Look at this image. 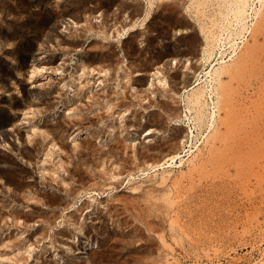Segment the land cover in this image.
<instances>
[{"label": "rangeland", "instance_id": "374dc122", "mask_svg": "<svg viewBox=\"0 0 264 264\" xmlns=\"http://www.w3.org/2000/svg\"><path fill=\"white\" fill-rule=\"evenodd\" d=\"M103 1L109 2V0H107V1L106 0H58V1L57 0H37V1L36 0H0V7L3 9V10L0 9V14H1V17H0V68H1L0 69V86L2 87V88L0 87V104L2 105V106L0 105V107H1L0 108V118H1L0 119V129L2 131V134L0 131V136H2V138L0 137V152H1L0 158H1V156H3L0 160V173H1L0 174V264H91L93 262V261L91 262V260L96 261L92 264H172V263L173 264H175V263L176 264L177 263L178 264H180V263L181 264H264V236H263V234H264V213H261V212H264V208H263L264 207L263 206L264 197H262L264 195H262V192H261L262 189H264V180H263L264 178L261 179L262 176H264V174L261 175V171L264 170L263 169L264 163L262 164V161L264 162V158L262 159V155H264V153H263L264 152L263 151L264 145L257 144V145H259V148L257 150H255L253 152L254 154L252 155V156L255 155L253 157L255 159V161L253 159L252 162H254V163L255 162L256 163L261 162V164H262L261 165L259 163V165L262 166V168L259 166V170L260 169H262V170H260L259 173L255 172V174H260V176H259L260 178L257 179L258 176L256 177L257 180L255 179L254 174H252V176L248 175V174H246V171H245V174H242V176L240 175L239 172L234 174L233 172L236 171L238 168L236 169L233 166L231 167L229 165H228V167L226 166L224 169H220L219 171L215 170V165L213 166V164H215L214 161H213V163L211 161H208V162H211L212 166L210 165V163L207 165L208 162H205L206 164L201 166L203 169L200 167L194 171L193 170L189 171V168H188L189 162L185 161L184 165H181V163H180L182 158H184V157L188 158L189 154H192V153L195 154V153L199 152V149L196 150L197 148L201 149L200 153H202V151L203 152L206 151V147L208 146L209 142L208 141H206L205 143H203V142L205 140L209 139L208 138L209 133H211V135H212V133H214V130H213L214 127H209L208 121L202 122V125H198L197 128L194 127L196 138L194 136H190L188 138V141L186 142V145H184V147L182 145H179V144H182L181 138L184 137L183 132H186L185 134H187L191 125H194V123H191V122H197V120H195V116H194V114L198 115L197 110L196 109L194 110L193 108H192V110H189V108L187 106L188 105L187 94L189 91H186L187 92L186 93L185 90L188 87L191 88V86L194 85V83L199 81V79H197V78H199V75H195L194 70H193L194 67L193 66L191 67L192 64L189 63L190 61H192V60L194 61L195 59H193V58L188 59V58L190 55H191V57L192 56L194 57L195 55L197 56L199 54L198 52L201 50L200 42L197 44L198 47L196 46L192 49L188 48L190 51L189 53H188V49L186 51L187 47L181 45V47H183L181 53L182 52L183 53L182 54L180 53L177 56L178 57V58H176L177 63H178L177 65L175 63L173 65L172 63H170L171 61L169 62L170 57L168 55L173 50V47H174L173 51H175V49L179 50L178 48H180V47L178 45L181 44L180 43L181 41L179 42L177 40H181L180 38H182L184 35H186L189 32L190 33L196 32L198 34V36L200 37V40L203 39L201 32H200L201 28H199L200 27L199 22L204 21L203 23H205V25L207 23L206 27H209L212 23L210 24L211 21H210V18H208V16L214 10L215 11L213 13H215L216 11H219V8L221 6L217 5L218 2L215 3V2L211 1V3H214L217 5V7L215 8V5L213 6V4H212V6H213L212 7L211 3L208 2L206 4L207 6L205 5V7H204L205 8V10H204L205 12H204V11L197 10V8L195 6L190 7L189 5L191 4V0L190 1L186 0V2H184V5L177 6V10L178 11L180 10V11H179V13L177 12L178 14L177 13H175V14L178 15L179 16L178 17L174 13L172 15H170V14L164 15L166 13V11L164 13H161V12H163V11H161L162 8L155 9L156 7H158V3H159V2H157V0H156L157 3L155 2V0H152V1H154L152 5L150 2H148L151 0H141L140 2L142 3V10L144 8V10H146V11L145 12H144V10L142 11L141 17L136 21L137 22V23H135L136 26H134V28H133L132 25L134 24V22H131V21L127 22V20H131V18L129 16H127L128 13L130 14L131 9H129L128 12L123 11L124 14L121 12L120 13L121 15H119V10H117V7H116L117 5H113L112 8L114 6L116 7V8L114 7L115 11L110 12V16L107 15L106 18L100 16L101 11H99V10H96L94 12L89 11V9L91 10V8L95 6L96 2H103ZM111 3H107V4L111 5ZM193 7H194V10H193ZM38 8H39V11H41V12L38 11ZM186 8H187V10H185ZM44 9H45V11H44ZM150 9H152V11ZM158 9H160V10H158ZM210 9H212V11H210ZM207 10H209V11H207ZM2 11H3V13H2ZM43 11L45 12V14ZM149 11H151V17H150V19H147L148 22L145 21V23H144L143 19L146 17V15ZM206 11H207V13H206ZM58 12H59V14H58ZM186 12L190 16L188 14H185ZM209 12H210V14L208 16H206V14H208ZM38 13L40 14V16H38L39 15ZM90 13H92V14L90 15ZM157 13H158V15H157ZM159 13L162 15V17L164 15L163 18H165V19L161 18V15ZM182 13H184L183 17L180 16ZM204 13H206V14H204ZM33 14H35V15L37 14L36 17ZM57 14L61 17L57 16ZM96 14H97L98 18L94 17V16H96ZM112 14H115L116 17ZM197 14H198V16H196ZM41 15H42V17H41ZM64 15H66V16H64ZM123 15H125V16H123ZM159 15H160L161 19H159ZM191 15L192 16L194 15V16L192 17ZM204 15H205V17H204ZM117 16H119V17H117ZM121 16H123V17L121 18ZM126 16L129 17L127 20H126ZM170 16H171V18H170ZM186 16H188L189 18ZM43 17H45V18H43ZM101 17H102V19H101ZM155 17H156V19H154ZM185 17L188 20H192L194 18L192 23H194V26L196 24L197 28L193 29L192 31L184 33V31L181 28L182 25H180L182 22H179V21L185 20ZM197 17H199V18H197ZM76 18H78V19H76ZM120 18L122 19L121 21H120ZM151 18L154 19V20L153 19L152 20L155 21L156 25L158 26V30L157 29L154 30L155 32L150 31L149 27H147V25L150 23ZM172 18H173V20H172ZM181 18H184V19L181 20ZM190 18H192V19H190ZM72 19L75 22L72 21ZM79 19H80V21H78ZM43 20H45V21H43ZM102 20L104 22L103 25H102ZM106 20H108V21H106ZM123 20H125L126 23H124ZM169 20L170 21L172 20V21L169 23L168 22ZM62 21L63 22L65 21V23H63ZM76 21H78L77 24H76ZM68 22H69V24H68ZM72 22H73V24H72ZM161 22H162V24H161ZM105 23H108V24L106 25ZM114 23H117V26ZM175 23H178L181 27ZM89 24H90V26L94 24V26L89 28L90 27ZM118 24L121 27V29L118 26ZM122 24L124 25L123 26L124 28L122 27ZM159 24H161V25H159ZM166 24L167 25L172 24V25L168 26L166 28V26H167ZM174 24L176 25V27ZM129 25L132 27H129ZM164 25H166V26H164ZM55 26L59 30H57L55 28ZM81 26H82V28H81ZM110 26H111V28H110ZM42 27L45 29L44 31H42ZM50 27L53 28L54 31ZM93 27H95V30H92ZM115 28L119 29V30H116ZM137 28L141 29V30H139L141 33L139 31H137L138 30ZM142 28L144 30V33H143ZM162 28H164V29H162ZM180 28H181V30H178ZM97 29H99V30L102 29V30L100 32L99 30L96 31ZM134 29H136V30H134ZM165 29H166V31H169V32H166ZM174 29L175 30L177 29V32H175ZM55 30H57L56 31L57 34L55 33ZM194 30H196V31H194ZM132 31H133V33H131V34H133V35L130 34V32H132ZM160 31H163V32L160 33ZM197 31H199L200 33H198ZM52 32H54L56 36ZM102 32H104V33H102ZM145 32H146V34H145ZM148 32L151 33V35ZM174 32L177 34L176 36H175ZM181 32H182V34H181ZM40 33H41V36L44 33H46V34L43 35L44 37L43 36L41 37ZM51 33L53 35H51ZM76 33H78L79 35ZM47 34H49V36L51 38H48L49 36ZM93 34H96V35H93ZM97 34H99V35H97ZM147 34H149V35H147ZM161 34L162 35L165 34V35H163V37H162ZM168 34L170 37L168 36ZM156 35L160 36L161 38L157 37ZM75 36H77L76 38H78V37L79 38L76 39ZM104 36H106L107 38ZM138 36L141 38L143 37L142 40ZM153 37L155 40L153 39ZM138 38H139V40H138ZM144 38L147 41L143 40ZM150 38H152V39H150ZM163 38H165V40ZM168 38H169V40L171 39L170 43H169ZM173 38H174V40H172ZM176 38H177V40H176ZM125 39H127L128 41L126 40V42H125ZM132 39H134V40L136 39L135 42ZM249 39H251V41H252V35L249 36ZM67 40H69V41H67ZM72 40H74V41H72ZM95 40L97 41V43H95L97 47H94V45H95L94 42H96ZM122 40L125 43L121 42ZM239 40L241 41V39H239ZM163 41H164V43H163ZM174 41L175 42L177 41V42L175 43ZM202 41L203 40H201V42ZM72 42H74V43H72ZM90 42H92V43H90ZM98 42L99 43L102 42V43H100L102 46H100V44H98ZM105 42H106L105 45H107L108 49L113 50V48H114V50L116 52L108 50L107 47L104 48L103 46H105L104 45ZM130 42H132V43H130ZM136 42H138V43H136ZM145 42H149V44L145 43ZM153 43H155L157 45H155ZM172 43H174V44H172ZM262 43H263V40H262ZM74 44H75L77 49L74 48V46H72ZM130 44L133 46V50H131L132 54L128 51L129 46H131ZM82 45H84V46H82ZM174 45H177L178 47L177 46L175 47ZM79 46H80V49H78ZM147 46H151V47H147ZM98 47H100L101 49L97 50ZM166 47L167 48L169 47V48L167 49ZM227 47H229V49ZM230 47L231 46L228 43V45L224 48L226 54H225L224 50H222V52H224V53L217 52V54L213 56L211 62H208L205 64L203 63L201 69L202 70H203V68L205 70L209 69L211 66L210 64L214 61L219 62L223 58L229 59L231 57L230 54L233 53L232 52L233 49ZM71 48H73V49H71ZM94 48H96V49H94ZM123 48H124V51H123ZM145 48H150V49L146 50ZM135 49H137L136 50L137 54L134 53ZM170 49H172V50H170ZM193 49H195V51ZM226 49H228V51ZM87 50H89V51H87ZM99 50L101 52H99ZM126 50H127V52L125 53ZM196 50H198L197 53H195ZM80 51H81V53H80ZM102 51H103V53H102ZM104 51H106V52H104ZM162 51L164 52L163 53L164 55L162 54ZM85 52H86V55L84 57ZM112 52H114V53H112ZM261 52L262 51H259V53H261ZM187 53L190 55H187ZM7 54H9V55L11 54V55L7 56ZM74 54H76V55H74ZM77 54H78V56H77ZM80 54H81V56L82 55L83 56L81 57ZM111 54L114 57L116 56L117 58L114 59ZM183 54H186L185 56H187V57L182 56ZM256 54L257 53H255V56H253L254 54H252V58L253 57L255 58ZM12 55H13V57H12ZM97 55L99 56V58ZM160 55H161V58H160ZM228 55H230V56L227 57ZM258 55H260V54H257V56ZM103 56H104V58H103ZM111 56H112V59L110 58ZM133 56L136 58H134ZM179 56H181L183 58L180 57L181 58L180 59ZM10 57H12V58H10ZM16 57H18V58H16ZM132 58H134L135 60ZM168 58H169V60H168ZM14 59H16V60L18 59V61L14 60ZM165 59H166V61H165ZM167 60H168V62H167ZM156 61L158 62V64H155V63H157ZM162 61H163V63L165 62V64H161ZM2 62H3V64H2ZM98 62H100V63H98ZM86 63H87V65H86ZM94 63H96V64L98 63L99 65L98 64L95 65ZM168 63L173 65V66L169 65ZM8 64H10V65H8ZM93 64L95 65L96 68L94 67ZM1 65H3V66H1ZM106 65H107V67H106ZM135 65H137L139 68L137 67V69H136ZM249 65H251V63ZM102 66H104V67H102ZM92 67H94L95 69ZM100 67H102V68H100ZM2 68H4V69H2ZM5 68H6V70H5ZM157 68H159V69H157ZM249 68H250V71H249L250 73L246 72L249 70L248 68H247L248 70L246 68L244 70L246 73H248V75H246V77L248 78V76H251V78H248V80H247V78H245V81L243 80L242 82H245V83L247 82L246 83L247 89L248 88H251V89H249L247 91L245 89V87H242L244 83L239 84L240 85L239 87L242 89H240L238 87L237 88L239 90H241V92L245 91V93H246V91H247V93L248 92L250 93V91H252V88L253 89L257 88L256 90L252 91V92L256 91L255 93L251 92L250 94L253 95L252 97H257V98L259 97V98L258 99L256 98L255 100H253L254 98H250L251 97L250 96V97H246L247 99L243 97V99L240 100L242 95L240 96L241 93L239 90H237L240 93L239 94L240 97L239 96L237 97L238 94L236 95V97L240 101H238L236 99L238 101V102L236 101V105L240 106L245 102L244 104H246V106H244V105H242V106L245 108V110L247 109V113L245 112L244 114L246 116L248 115L247 117H249V119H250V116H253V113L250 112L249 108H251V111L253 109V112H255V114H256V111L258 110L261 117L264 118V114H263L264 102H260L261 101L260 97L264 96V95H262L259 91L264 86L263 85L264 84V82H263L264 81V72H262V70H263L262 69L261 71H258L259 73H257V72H255L256 70L254 71L252 69V66L251 67L249 66ZM7 70H8V73H7ZM177 72H178V74H177ZM260 72L263 74H261ZM254 73H256V75L261 74V76H263L262 78L260 76H258V77L255 76L256 78L254 77L255 79H257L259 77L261 79H263V81L261 80V83H259L258 79H257V82H256V80L254 82V80H253L254 79L253 76L255 75ZM171 74H172V77H171ZM251 74H254V75L252 76ZM182 75L183 76L185 75V77H184L185 80H182V79H184L183 77H181ZM173 76H175V78ZM191 77H193V78H191ZM227 78L228 77L226 76L225 80ZM260 78H259V80H260ZM2 79H3V81H2ZM134 79H136L135 81H137V82H133ZM177 79H180V80H177ZM249 79H252V81L251 80L249 81ZM248 81L250 82V85H249ZM185 82H187L188 84ZM233 82H232V85H236V83H235L236 80L235 81L233 80ZM252 82H253V84H252ZM262 82H263V84H262ZM257 83H259L258 84L259 86H257ZM179 84H182V85H179ZM251 84L254 86L256 84L257 87L255 86L256 87L255 88ZM260 84L263 86H260ZM244 86H245V84H244ZM259 87H260V89H259ZM233 88H234V86H233ZM234 89H236V88H234ZM262 89L264 90V87ZM36 90H37V92H36ZM257 91H259V94H261L260 96L259 95L255 96L258 94ZM28 92H30L31 94ZM39 93H41V94H39ZM21 98H22V100H20ZM256 100H258V101H256ZM209 101L212 102L211 99ZM259 102H260V105H263V107L259 105ZM238 103L239 104L241 103V104L238 105ZM249 103H251V104H249ZM5 104H6V106H5ZM9 105H11V106H9ZM29 105H31V106H29ZM210 105L211 106H209L210 107L209 110H212L213 104H210ZM251 105H253L254 108H255V106H258V109L256 107V111H255ZM242 106L237 107V109L238 108L240 110L243 109ZM259 106L262 108L260 109ZM10 107H12V108H10ZM169 108H171L173 110L170 111ZM188 110H189V112H188ZM175 111L176 112L178 111V113H176ZM7 112H9V113H7ZM155 112L159 113L161 118L157 117L159 114L156 113L157 114L156 115ZM223 113H224V111L222 109L220 111H218L219 115L217 114L216 123H215V125H213V126H215V128L221 127L222 132H224V129L226 130L225 125L222 124V126H221L220 117L224 116ZM242 113L243 112H241V114ZM251 113H252V115H251ZM152 114L154 117L156 115V117L153 118ZM176 114H179V115H176ZM187 114H189V116H192L191 120L188 118ZM170 115L172 117H170ZM178 117H180V118H178ZM249 119H248V122L251 124L252 121L250 122ZM168 121H169V123H168ZM151 122H153V123H151ZM154 122H155V124H154ZM159 122H161V123L159 124ZM170 122H173V123H171L172 125L170 124ZM157 123L161 126L159 129H158L159 125ZM175 124H178L180 126H182V125L183 126L185 125V126L179 127L178 125H175ZM253 124L250 127L251 128L254 127L256 130L257 127L253 126ZM7 125H8V127H7ZM148 125H150V126H148ZM155 125H157V126H155ZM151 126L153 129L151 128V129L147 130L148 127L150 128ZM175 126H176V128H174ZM246 127L248 128V130L245 132L244 130ZM246 127H244L243 128L244 130H242V131L245 133H247L248 131L250 132L249 129H251V128L249 127L248 123H247ZM145 128H146V130H145ZM155 128L157 130H154ZM161 128H162V130L160 131ZM170 128L174 129V130H171ZM177 128L181 129L180 133L182 132V130H183V132L180 134L179 129L177 130ZM184 128H185V130H184ZM254 128H252V130ZM175 129H176V132H175ZM151 130H152V132H151ZM163 130H165V132ZM210 130L211 131L213 130V132H211ZM9 131L10 132L13 131V132L10 133ZM243 132H242V134H243ZM249 132H248V134H249ZM251 133H253V131H251ZM255 133L257 134V132H254L253 136L256 135ZM178 134H180V135H178ZM151 135H153L154 137ZM261 135L264 136V134H261ZM5 136L8 138V140H6L7 138H5ZM250 136L251 135H249V137ZM54 137H56V138L53 139ZM236 137H238V136H236ZM172 138H173V140H172ZM262 138L264 139V137H262ZM3 139H5L6 141H4ZM170 139H171V141H170ZM240 139L241 138H239V137L237 138V140L235 138L236 141H234V142L240 141ZM56 141H58V142H56ZM172 142L174 144L173 146L175 149L173 148L172 145L170 146V144ZM166 143H167V145H166ZM160 144L162 146H160ZM164 144L166 146H163ZM176 144L179 145V148H177ZM196 144H198V145L196 146ZM204 144H206V145L203 146ZM263 144H264V142H263ZM142 145H143V147H142ZM257 145L255 148L258 147ZM144 146L145 147L147 146L148 150L146 148H144ZM167 146H170V147H168L169 149L167 148ZM260 146H263V149H262L263 152L261 151L263 154L259 153L260 148H261ZM111 148L114 149L113 150L114 154L111 153L112 152ZM141 148L143 149V151L141 150ZM153 148H155V149H153ZM190 148L192 151L190 150ZM109 149L111 152H108V153L113 154L114 156L104 153V152H107ZM170 149H171V152L169 154ZM136 150H138V151H136ZM189 150H190V152H189ZM256 151H257V153H259V154L256 153L259 158L258 157L255 158L256 157V154H255ZM22 152H23V154H22ZM167 152L169 155L167 154ZM187 152H188V154H187ZM141 153H142V155H141ZM144 153H146L147 156L143 155ZM164 153H166V154H164ZM176 153H179L180 155L182 154L181 155L182 157L178 156V157L173 158V159L171 157H168L171 154H172L171 156H173ZM148 154L149 155L152 154V155H150V157H149ZM4 155H6V156H4ZM137 155H138V157H137ZM29 156H30V158H28ZM133 156H134V158H133ZM139 156H141V158ZM164 156L166 157L165 158L166 160L163 159ZM6 157L10 158V159L7 160ZM12 157H13V159L11 160ZM14 157H15V159H14ZM22 157H24V158H22ZM144 157L145 158L149 157L148 159L146 158L147 159L146 162H145ZM217 158L218 157L216 156V160H217ZM24 159H26V160H24ZM139 159H141V160H139ZM162 159H163V161H162ZM15 160H17L18 163L15 162ZM164 160H165V162H164ZM208 160H210V157ZM212 160H215V159L212 158ZM9 161H11V163ZM13 161H14V163H13ZM29 161H31V162H29ZM122 162H124V163H122ZM158 162H159V164H157ZM167 162H170L169 163L170 165L167 164ZM15 163H17V166ZM153 163H155L154 164L155 166L152 165ZM150 164L152 167L150 166ZM4 165L6 167L8 166L9 168L8 167L6 168ZM11 165L13 167L10 168ZM18 165H19V169H18ZM157 165H159V166H157ZM14 166H16V167H14ZM20 166H23V167H20ZM204 166L205 167L209 166V168L207 167V169L205 168L206 169L205 170ZM257 166L258 165L255 164L256 169H257ZM81 167H82V170H81ZM140 167L143 169L141 170ZM144 167H146V170L144 169ZM164 167H166V168L164 169ZM13 168H14L15 172L20 170V171L16 172L18 174H14L15 172L12 170ZM16 168H17V170H16ZM24 168H25V170H24ZM152 168H154V169H152ZM167 168H169L170 170H168ZM240 168H242V167H240ZM8 169H10V170H8ZM183 169L184 170L187 169V170H185V173H184ZM200 169H202V170H200ZM242 169H244V168H242ZM6 170H8V171H6ZM42 170L44 172L45 171L46 172L44 173ZM167 170L172 171L173 174L171 173L172 174L171 178L164 181L167 183H163L162 179H161V177H162L161 174ZM180 170H182L183 172H181ZM210 170L212 172L214 171L213 172L214 176ZM244 170H247V169L245 168ZM11 171H13L12 172L13 174H11ZM178 171H179V173L177 174ZM186 171H188V176H187ZM191 171H193L192 174H190ZM208 171L211 172L212 174L209 173ZM225 171H227V172H225ZM237 171H239V169ZM257 171H258V169H257ZM196 172L203 173L202 176L206 175V172H208L209 176L210 175L211 176L208 177V175H206L208 178L205 176H204L205 178L201 176L200 178H202V179H200V178L197 179L196 176L198 177L201 174L200 173L198 174ZM215 172L217 174L219 172L218 176ZM175 173L178 176H176ZM195 173H196V175H193ZM228 173L234 175V177L231 175L234 179H232L231 176H228L229 175ZM262 173H264V171H262ZM21 174H23V175H21ZM215 174H216V176H215ZM249 174H251V173H249ZM19 175H21V177H19ZM155 175H156V177H155ZM174 175L177 177V179L180 180V181L179 180L178 181L183 188L182 187L179 188V186H180L179 183L177 185L178 188H176L177 186H175L176 183L173 184L174 186L172 185V183H173L172 179L175 177ZM235 175L239 176V180L244 178V181H246V182H244L242 180V181H240L242 183H240V184L237 183L239 180L237 181L238 177H236ZM243 175H244V177H243ZM245 175H247L246 177H248V178L251 176V178H250L251 180L248 179L250 181H247V179H245L246 178ZM1 176H3V177H1ZM11 176H12V178H11ZM151 176L154 179H152ZM194 176H195V178H194ZM219 176L221 177V179ZM222 176H224V178ZM22 177H23V179H22ZM80 177L83 179V181H79L81 179ZM150 177H151V179H150ZM211 177H212V179L209 180V178H211ZM13 178L15 181L13 180ZM189 178H191V180H194V182L193 181L189 182L188 181V180H190ZM16 179H18V180H16ZM160 179H161L160 182L163 183L162 185H159L161 183H158ZM170 179L172 182L170 181ZM186 179H188L187 181L189 183V187H188V183L186 182ZM205 179H206V181H205ZM229 179H231L230 182H229ZM253 179L255 181H257L256 183H259L258 180L261 179L260 182H263V183L257 185L253 182ZM21 180L23 181V183H25V185L27 187L25 185L23 186V183ZM25 180L27 183L25 182ZM144 180L146 181V183L143 182ZM198 180H200V181H198ZM207 180H208V182H207ZM11 181H12V183H11ZM225 181H228V182H226V184H224ZM251 181H252V183H251ZM81 182L84 183V184H81L82 186L79 184ZM93 182L95 183V185ZM99 182L102 184H99ZM156 182H157V184H156ZM181 182L182 183L185 182V183L182 185ZM248 182H250V183H248ZM5 183H7L8 185ZM20 183H22V186L26 187V189H28V190H26L24 188L26 190L25 191L24 189L18 188L19 186H21ZM96 183H97V185H96ZM103 183H105L104 184L105 186H103ZM199 183L202 186L201 187L202 190L200 189V186H197V185H200ZM231 183H232V185H234V183H235V185L232 186ZM48 184H49V187L51 186L50 188L48 187ZM90 184L94 188H92V187L90 188ZM191 184L195 185V186L192 185V188L194 186L193 190H192V188H190ZM236 184H238V185H236ZM243 184H245L248 188L245 185L243 186ZM12 185H16V186H12ZM87 185H89V186H87ZM134 185L137 188L132 187ZM145 185L149 186V187L147 186L148 192L150 190H152V188H153V190H152L153 193H155L154 187L155 188L158 187L156 189V191L160 190L159 192H161L160 196H159L160 193L158 191H157L158 193L157 192L155 193V194H157V197L159 196L158 198L163 196L162 192H164V191H161L162 189L165 190V192H167L166 195L164 194L165 196H167L169 194L170 195L174 194V192H177V189H184L186 187L191 189L192 192H190L191 190L187 191L189 189H186V190L184 189L180 192L178 191L179 192L178 194L175 193L176 197H178V196L179 197L184 196V197L182 198V200L180 198L179 199L180 201L177 200V202L174 203V207H175L174 211L176 210L177 212L174 213V211H173V213H171V211L173 210V209H171V211H169V213H171V214H169L167 209H166V211H165V209H163L164 208L163 206L166 204L163 202V199H164V201L167 202V200H166L167 197L161 198L162 200L157 199L156 195L152 194L151 191L149 194H151L152 197H150L151 195H149L148 192L146 191V189H145L146 187H143ZM150 185H153L154 187H152V186L150 187ZM157 185H159V186H157ZM259 185H263V186H260L261 190L258 187ZM161 186H162V189H161ZM172 186L174 188H172ZM254 186H256V187H254ZM15 187L18 188V191H14V190H17ZM76 187H79V188L81 187V188L80 189L79 188L74 189ZM236 187H238V188H236ZM242 187H243V189H242ZM245 187H246L247 191L245 190ZM250 187H251V189H250ZM47 188H48V191H47ZM65 188L68 190H66ZM71 188L73 189L72 191H71ZM167 188L169 189V191ZM225 188H226V190H224ZM227 188H228V190H227ZM234 188H235V190H234ZM241 189H242V191H241ZM21 190H24V191H21ZM74 190H75V193H73ZM76 190H78V191H76ZM90 190H92V191H90ZM142 190L145 191V197H146V195H149L148 197L150 198L149 199L148 197H146V198H148L147 199L148 201L146 200L147 203L144 202L145 205L148 204V205H146V208H148L150 206L149 200H151L154 197L155 199L153 198L154 201L152 200L151 203L153 202L155 205L157 204L156 205L157 208H155V210L157 209L156 211L158 212L161 210L160 207H163L162 210H164V212L167 214H165L164 212L160 214L158 212V214H160V215H158V214L155 215L157 213L153 209L155 205L151 204V203L150 204L152 206H150L148 209H145L144 207H142V205L144 206V203L139 200L140 198H144V192H142ZM219 190H221V191H219ZM12 191H13V193H12ZM68 191H71V193ZM87 191L89 192V194ZM186 191H187V193H186ZM245 191L247 192L248 195L245 193ZM258 191L261 193H258ZM15 192H18V194ZM263 192H264V190H263ZM11 193L13 194V196ZM79 193H80V195H79ZM134 193H136V195ZM142 193H143V195H142ZM243 193H245L249 197H246V195ZM22 194H25V196ZM62 194L67 195V199H69L68 200L69 201L68 202L69 207L67 204V199L65 198L66 196L65 195L63 196ZM76 194H78V195H76ZM175 194L172 196L169 195V198H171L173 196H174L173 198H175ZM180 194H182V195L180 196ZM14 195L15 196L20 195L19 196L20 200L18 199V197L16 199V197ZM93 195H94V197H93ZM132 195L138 196L139 199H137L138 197H134L137 200H135L134 198L131 199L133 197ZM206 195L208 198L206 197ZM243 195H245V197L247 199ZM259 195H260L261 199L259 198ZM90 196H92V197H90ZM242 196L244 198H242ZM60 197H62L63 200ZM81 197H83V198H81ZM123 197L126 198V200H124V199L123 200L125 202H128L131 207L135 206L134 207L135 209L133 207H132L133 208L132 209L128 205V203L123 202V200L121 199ZM195 197H196V199H195ZM116 198H118V199L120 198V199L116 200ZM129 198L131 199V201H133L132 203H131V201L130 202L127 201V199H129ZM248 198H250L251 200H248ZM92 199H94V200H92ZM95 199H96V201H95ZM226 199H228L227 202H226ZM239 199H240V201H239ZM53 200H55V201H53ZM114 200H116V201H114ZM141 200L145 201V198H144V200L143 199H141ZM155 200L157 201V203L155 202ZM174 200L176 201V199H174ZM50 201L52 204L50 203ZM65 201H66V204L64 203ZM94 201H95V203H94ZM137 201H139V202H137ZM197 201H198V203H197ZM248 201L249 202L251 201V202L249 203ZM261 201H262V203H261ZM42 202L47 206H45ZM158 202H160L159 206H158ZM259 202H260V204H259ZM62 203H64V206H67V207H65L66 210H65ZM108 203H109V205H108ZM112 203H113V205H112ZM161 203L164 205H161ZM243 203H244V205H243ZM247 203L249 205H247ZM110 204L113 207H111ZM116 204H118V205L116 206ZM124 204H125V206H123ZM126 204L128 205V207H126L127 206ZM176 204H178V205H176ZM230 204H232V205H230ZM136 205H138V206H140V208L142 207L144 209L141 208V210H140V208H138V210H137L138 206H136ZM223 205H224V207H223ZM165 207H166V205H165ZM191 207H192V209H191ZM241 207H243V208L245 207L244 210H247L248 213H246V211H243V208H241ZM82 208H83V210L80 211ZM117 208H119V209L117 210ZM151 208L156 213H151V212H153V211H149V210H152ZM181 208H182V210H181ZM209 208H211L210 209L211 211L209 210ZM255 208H256V210H255ZM38 209H40L39 210L40 212L37 211ZM48 209H49V211H48ZM51 209H52V212L54 211L53 213H55V214H56V212L58 213V214H56L57 217L55 216V214H52L50 212ZM110 209H111V211H110ZM129 209H130V211H129ZM11 210L12 211L16 210L15 211L16 213L14 211H13L14 213H11L12 212ZM18 210H19V212H18ZM20 210H21V212H20ZM31 210H32V213H30ZM112 210L113 211L116 210V211H114L116 213H113ZM133 210H135V211H133ZM162 210H161V212H162ZM186 210H188V212ZM109 211L112 213V215ZM136 211H137V213L139 211V213H138L139 215L136 213ZM142 211H143V215L147 218H145V217H142V219L140 218L142 216ZM222 211H224V212H222ZM256 211H258V212H256ZM22 212L25 215L22 214ZM35 212H38V213H35ZM48 212L51 213L50 214L51 217L48 215L49 214ZM72 212H74V214ZM182 212H183V214H182ZM184 212H185V215H184ZM20 213L23 217L20 215ZM75 213H76V215H75ZM148 213H149V215H148ZM210 213H212V214H210ZM218 213L220 216L218 215ZM244 213L247 214L248 216L245 215ZM13 214H15V215H13ZM38 214L39 215L41 214V215L37 216ZM150 214L151 215L154 214L152 216L153 217L155 216V217L153 218ZM173 214L174 215L176 214L178 218L176 217V215L174 216ZM225 214L228 215V218H227V215H225ZM254 214H256V215H254ZM17 215H18V218H17ZM32 215L34 216L33 218H31ZM44 215L45 216L48 215V217H50V218L45 217ZM162 215H163V217H162ZM186 215H187V218H186ZM8 216H10V217H8ZM20 216H21V218H20ZM26 216H28L29 218H26ZM138 216H140V217H138ZM156 216H158V218ZM179 216H180V218H179ZM250 216H252L251 220L249 219ZM53 217H54V219H53ZM74 217H75V219H74ZM173 217H174V220H175V218H177L178 220L180 219V221H178V222H181V220H182L181 223H178L177 219L175 220L177 222V224L175 223L174 227L178 231L174 227H172L173 229L171 228V226H173V224H171L170 227L167 226V225H169L168 223L175 222L173 220ZM65 218H66V220H65ZM161 218H162V220H161ZM166 218H167V220L168 219L169 220L167 221ZM170 218L172 221L170 220ZM20 219H22V220H20ZM26 219H28V221ZM236 219L237 220L241 219V222H238ZM254 219L256 221L253 222L252 220H254ZM51 220H52V222L54 220L53 224H52V222L50 223ZM245 220L247 221V223ZM64 221H65V223H64ZM151 221H153L152 226L150 225ZM209 221H210V223H209ZM257 221H259V222H257ZM25 222H28V223H25ZM159 222L160 223L162 222L165 225L162 224V226H161V224H159ZM197 222H198V224H197ZM223 222H226V224ZM30 223H31V225H30ZM186 223H187V225H186ZM227 223H229V225ZM240 223H242V225ZM153 224H156L155 226L157 227V229L159 226L160 230L159 229L157 230ZM199 224H201V225H199ZM215 224H217V225H215ZM218 224H220L221 226H219ZM179 225H181V226L183 225V226L181 227ZM208 225H210V226H208ZM233 225H234L235 230L233 229ZM86 226H87V229H86ZM153 226L155 228H153ZM180 227H181L182 231L180 230ZM209 227H210V229H209ZM217 227H219V228H217ZM243 227L250 229V232H248L249 230H245ZM258 227H259V229H258ZM98 228L102 229V231L101 230L99 231ZM151 228H152V230H151ZM182 228H184L186 230H183ZM187 228H188L189 232L193 230L192 232H190L191 234L188 232ZM229 228H230V230H229ZM92 229H93V232H91ZM153 229L154 230L156 229L157 232L155 233V231ZM170 229H171V231L174 229L176 231L174 230V232L169 234L168 230H170ZM195 229H197V230H195ZM199 229H200V231H199ZM205 230L207 231L208 234L206 233ZM259 230H261L262 232ZM183 231L189 233L188 235H191V236L193 234H195V235L193 237L188 236L189 238L188 237L186 238L187 233H184ZM197 231H198V234H196ZM226 231L229 232V233H227V235L225 234ZM233 231H235V233ZM243 231L246 232L244 238H243V235H244ZM253 231H255V232H253ZM65 232H66V234H65ZM180 232L181 233L183 232V234H181ZM211 232H212V234H209ZM232 232H233V234H232ZM237 232L239 233V235ZM60 233H62L63 235ZM86 233L88 235L91 233L92 234L90 236H88ZM159 233H161V234L159 235ZM173 233H175V234L178 233L179 235L182 236V238H183V235L185 234V236H184L185 238H183V240H182V238L180 237V241L182 240V242H179V240H178L179 235H177L178 236V238H177V236ZM202 233H204V235ZM34 234H36L35 235L36 237L34 236ZM157 234H158V236L163 237L162 238L163 240L165 237V241H164L165 243L161 242V239H160V237L157 236ZM171 234L177 238L176 239L177 242L174 241L175 237L174 238L170 237ZM199 234L200 235L202 234L201 236H203V237H201ZM221 234L223 236L220 238L219 236H221ZM229 234L231 236H229ZM246 234H247V236H246ZM92 235H93V237H92ZM167 235H169V236H167ZM205 235H207V236H205ZM261 235H262V237H261ZM198 236H199V239H198ZM88 237H91V238H88ZM99 237H100V239H99ZM212 237L215 238V240L214 239L211 240ZM235 237H237V239ZM193 238H194V241L191 240ZM39 239H40V241H39ZM94 239H95V242H94ZM103 239L105 242L103 241ZM259 239L262 242L259 241ZM195 240H198V243L201 241L202 242L199 243L200 245L199 244L197 245L196 244L197 242H195ZM90 241H91V243H95V244H93V246L95 247L94 249H90V248L88 249L86 247L87 243ZM210 241H211V243H210ZM167 242L170 243V245H167ZM178 242L180 245L177 244ZM194 242H195V244H194ZM163 243L165 244L164 248L162 247ZM181 243L184 246H181ZM96 244H97V246H96ZM105 244H106V247H105ZM157 244H159V245H157ZM168 246L169 247L174 246L173 247L174 249L172 247H170L168 249L167 248ZM102 247L105 250H103ZM157 247L163 248V249H161V248L159 249V250H162V253L157 251ZM97 248L98 249L101 248L100 251ZM172 249L174 250V252ZM216 249H218V250H216ZM89 251L90 252L93 251V253L91 252L92 253L91 254ZM164 252H167V253H164ZM100 253H102V254H100ZM163 253L165 254V260L168 258V260H169L168 263L166 261L162 260V257L164 255ZM159 255H161V256H159ZM166 255L167 256L169 255V256L166 257ZM91 257L93 259H91ZM174 257H175V259H174ZM170 258H172V259H170ZM89 259H90V261H89ZM163 259H164V257H163Z\"/></svg>", "mask_w": 264, "mask_h": 264}, {"label": "bare ground", "instance_id": "6f19581e", "mask_svg": "<svg viewBox=\"0 0 264 264\" xmlns=\"http://www.w3.org/2000/svg\"><path fill=\"white\" fill-rule=\"evenodd\" d=\"M37 1V0H36ZM58 1V0H57ZM107 1V0H106ZM141 0H109V2H105V1H103V2H96L95 3V6L94 7H92L91 8V10L89 9V11L90 12H94V11H96V10H99V11H101V15L100 16H102V17H104V18H106V16L107 15H109L110 16V12H112V11H115V8L117 7V10H119V15H121L120 13L122 12L123 13V11H127L128 12V10L129 9H131V12H130V14L128 13V15L127 16H129L130 18H131V20H127L129 17H127L126 16V20H127V22H129V21H131V22H134V24L132 25L133 26V28H134V26H136L135 25V23H137L136 21L141 17V13H142V11L144 10V8H143V10H142V3L140 2ZM190 1V0H189ZM211 1L212 2H215V3H217L218 2V6H221L220 8H219V11H216L215 13H211L210 14V12L208 13V14H206L207 13V11H209V10H207L206 11V13H204V14H206V16H208L209 14V16H208V18H210V26L209 27H206V25H207V23H206V25H205V23H203L204 21H202V22H199V24H200V27L199 28H201V35H202V38L203 39H201V40H203L202 42H201V40H200V37L198 36V34L196 33V32H194V33H190L189 31H192L193 29H196L197 27H196V24H195V26H194V23H192V21H193V19L192 18H190V19H192V20H188V19H186V17H188V16H186L185 17V20H182V19H184V18H181V20L182 21H179V22H182L180 25H182V27L178 24V23H175V24H177V25H179L181 28H182V30L184 31V33H186V32H189V33H187L186 35H184L182 38H180L181 40H177V38H176V40L177 41H181L180 43V45H178L180 48H178L179 50H177V49H175V51H173L174 50V47H173V50L172 49H170V50H172L170 53H169V57H170V60H169V58H168V60H169V62L170 63H172L173 65H174V63L177 65L178 63H177V59L176 58H178L177 56L181 53V51H182V48L183 47H181V45L182 46H185V47H187L186 48V51H187V49L188 48H194V47H196L197 46V44L200 42V47H201V50L198 52L199 54L196 56H192L191 57V55L190 54H188L190 51H189V49H188V53H187V55H190L189 56V58L188 59H191V58H193V59H195L194 61L192 60V61H190L189 63L190 64H192L191 65V67L193 66L194 68H193V70H194V73H195V75H199V78H197V79H199V81L198 82H196V83H194V85H192L191 86V88H187L186 90H185V92L186 91H189L188 92V94H187V97H188V101H187V103H188V108H189V110H192V108L195 110H197V113H198V115H195L194 114V116H195V120H197V122H191V123H194V125H191V127H190V129H189V131L187 132V134H185L186 132H183V130H182V132L184 133V137L183 138H181V141H182V144H179V145H182L183 147H184V145H186V142L188 141V138L190 137V136H194L195 137V129H194V127H196L197 128V126L198 125H202V122H207L208 121V125H209V127H214L215 128V126H213V125H215V123H216V118H217V114H218V111H220L221 109L224 111V113H223V115L224 116H222V117H220V119H221V126H222V124L223 125H225L226 126V130L224 129V132H222L221 130H222V128L221 127H218L217 125V127L218 128H213V130H214V133H212V135H211V133H209L208 134V140H205L203 143H205L206 141H208L209 142V144H208V146L206 147V151L205 152H203L202 151V153H200V151H201V149L200 148H197L196 150H198L199 149V152H197V153H192V154H189V157L188 158H182L181 159V161H180V163H181V165H184V163H185V161H187V162H189V166H188V168H189V171L190 170H197L198 168H200L201 166H203V165H205L206 163L205 162H208V161H211L212 163H213V161H214V163L215 164H213V166L215 165V170H220V169H224L226 166L228 167V165L229 166H233L234 168H238L239 169V171H232L234 174H236L237 172H239L240 173V175L242 176V174H245V171H246V174H248V175H251L252 176V174H254L253 176L255 177V179H256V177H257V179L258 178H260L259 176H260V174H255V172L257 173H259V171L260 170H262V169H260L259 170V166L262 168V164L264 163L263 161H262V164H261V162H259L261 165H259V163H254V162H252V160L254 159L253 157L255 156H252L254 153V151L255 150H257L258 148H259V145H264L263 144V142H264V139L262 138V137H264V136H262L261 134H264L263 132H264V118L263 117H261V115L259 114V111L257 110L256 111V107H257V109H258V106H255V108L253 107V105H251L252 106V108H254V110L256 111V114H255V112H253V109H252V111H251V108H249L250 109V112H252L253 113V116H250V119H249V117H247L244 113L246 112L247 113V109L245 110V108L242 106V105H244V106H246V104H242V105H240L239 103H238V105H240V106H242L243 107V109H237V107H240V106H237L236 105V101L238 100V101H240L241 99H243V97L244 98H246V97H250V98H254L253 100H255L257 97H252L253 95H251L250 93L252 92V91H254V90H256L257 88V86H259L258 84L259 83H261V80L263 81V79H261L263 76H261V74H263V73H261L260 75L259 74H257L256 75V73H254V74H251L252 76H253V78L256 76V77H258V76H260L259 78H260V80H259V78H257L258 79V81H259V83H257V86H256V84H255V86L254 85H252L253 84V82H252V86H254L256 89H253L252 88V91H250V95L247 93V91L249 90V89H251V88H248L247 89V82L245 83V82H242L243 80L245 81V78H247L246 77V75H248V73H250L249 71H250V68H249V66L251 67L252 66V69L255 71V72H257V73H259L258 71H261L262 69L264 70V0H191V4L189 5L190 7H192V6H195L196 8H197V10H200V11H204L205 10V5L209 2V3H211ZM56 2V1H55ZM94 2V1H93ZM112 2V3H111ZM148 2H150L151 3V5L153 4V2L154 1H148ZM155 2H156V0H155ZM157 2H159L158 3V7H156L155 9H157V8H162L161 9V11H163V12H161V13H164L165 11H166V13L164 14V15H167V14H170V15H172L173 13L175 14V13H179V11L177 10V6H179V5H184V2H186V0H157ZM156 2V3H157ZM188 2V1H187ZM107 3H111V5L110 4H107ZM37 4V3H36ZM39 4V3H38ZM186 4V3H185ZM212 4H213V6L215 5V8L217 7V5L216 4H214V3H211V6H212ZM113 5H117L115 8L113 7L112 8V6ZM150 5V4H149ZM41 6V5H40ZM145 6V5H144ZM207 6V5H206ZM212 6V7H213ZM42 7V6H41ZM146 7V6H145ZM149 7V6H148ZM155 7V6H154ZM181 7V6H180ZM179 7V8H180ZM184 7V6H183ZM189 7V8H190ZM56 8V7H55ZM153 8V7H152ZM0 9H2L1 7H0ZM114 9V10H113ZM192 9V8H191ZM209 9V8H208ZM3 10V9H2ZM37 10V9H36ZM151 11H152V9H150ZM158 10H160V9H158ZM185 10H187V8L185 9ZM190 10V9H189ZM193 10H194V7H193ZM38 11H39V8H38ZM44 11H45V9H44ZM43 11V12H44ZM146 10H144V12H145ZM151 11H149L148 13H147V15H146V17L143 19V21H144V23H145V21H147V19H150V17H151ZM156 11V10H155ZM154 11V12H155ZM183 11V10H182ZM181 11V12H182ZM191 11V10H190ZM210 11H212V9H210ZM39 12H41V11H39ZM54 12V11H53ZM118 12V11H117ZM116 12V13H117ZM143 12V13H144ZM205 12V11H204ZM2 13H3V11H2ZM47 13V12H46ZM57 13V12H56ZM55 13V14H56ZM100 13V12H99ZM177 13V14H178ZM194 13V12H193ZM39 14V13H38ZM44 14H45V12H44ZM54 14V13H53ZM58 14H59V12H58ZM57 14V16H59ZM92 13H90V15H91ZM124 14V13H123ZM160 14V13H159ZM185 14H188L187 12L185 13ZM195 14V13H194ZM7 15V14H6ZM33 15H35V14H33ZM37 15V14H36ZM36 15H35V17H36ZM43 15V14H42ZM42 15H41V17H42ZM94 15V14H93ZM112 15H114L115 16V14H112ZM118 15V14H117ZM153 15V14H152ZM157 15H158V13H157ZM161 15V14H160ZM160 15H159V19H161V18H163L164 17V15H163V17H162V15H161V18H160ZM176 15V14H175ZM183 15H184V13H182L180 16H182L183 17ZM189 15V14H188ZM38 16H40V14L38 15ZM45 16V15H44ZM48 16V15H47ZM64 16H66V15H64ZM123 16H125V15H123ZM123 16H121V18L123 17ZM156 16V15H155ZM176 16H178V15H176ZM190 16V15H189ZM192 16V15H191ZM194 16V15H193ZM192 16V17H193ZM196 16H198V14L196 15ZM200 16V15H199ZM0 17H1V14H0ZM51 17V16H50ZM56 17V16H55ZM59 17H61V16H59ZM78 17V16H77ZM94 17H97V14H96V16H94ZM102 17H101V19H102ZM116 17V16H115ZM117 17H119V16H117ZM158 17V16H157ZM167 17V16H166ZM169 17V16H168ZM179 17V16H178ZM204 17H205V15H204ZM43 18H45V17H43ZM54 18V17H53ZM72 18V17H71ZM74 18V17H73ZM98 18V17H97ZM108 18V17H107ZM120 18V21L122 20ZM125 18V17H124ZM170 18H171V16H170ZM176 18V17H175ZM189 18V17H188ZM197 18H199V17H197ZM207 18V17H206ZM3 19V18H2ZM39 19V18H38ZM76 19H78V18H76ZM75 19V20H76ZM100 19V20H101ZM113 19V18H112ZM115 19V18H114ZM153 18H151V20H150V23L147 25V27H149V30L150 31H153V32H155L154 30H158V26L156 25V22L155 21H153L154 19H156V17L152 20ZM158 19V18H157ZM163 19H165V18H163ZM178 19V18H177ZM180 19V18H179ZM82 20V19H81ZM104 20V19H103ZM103 20H102V25L104 24V22H103ZM168 20V19H167ZM172 20H173V18H172ZM171 20V21H172ZM176 20V19H175ZM199 20V19H198ZM43 21H45V20H43ZM42 21V22H43ZM59 21V20H58ZM61 21V20H60ZM71 21V20H70ZM72 21H74L73 19H72ZM78 21H80V19L78 20ZM78 21H76V24H77V22ZM106 21H108V20H106ZM119 21V20H118ZM124 21V23H126L125 22V20H123ZM159 21V20H158ZM161 21V20H160ZM170 20L168 21L169 23L171 22ZM178 21V20H177ZM176 21V22H177ZM200 21V20H199ZM39 22V21H38ZM55 22V21H54ZM63 22V21H62ZM61 22V23H62ZM75 22V21H74ZM117 22V21H116ZM148 22V21H147ZM196 22V21H195ZM63 23H65V21L63 22ZM82 23V22H81ZM143 23V24H144ZM158 23V22H157ZM160 23V22H159ZM167 23V22H166ZM198 23V22H197ZM56 24V23H55ZM54 24V25H55ZM59 24V23H58ZM57 24V25H58ZM68 24H69V22H68ZM72 24H73V22H72ZM106 25L108 24V23H105ZM116 26H117V23H114ZM161 24H162V22H161ZM161 24H159V25H161ZM168 24V23H167ZM166 24V25H167ZM174 24V25H175ZM40 25V24H39ZM42 25V24H41ZM67 25V24H66ZM121 25V24H120ZM131 25V24H130ZM129 25V27H132V26H130ZM166 25H164V26H166ZM172 25V24H171ZM171 25H167L166 26V28L168 27V26H171ZM173 25V26H174ZM89 26H90V24H89ZM88 26V27H89ZM92 26H94V24L93 25H91L89 28H91ZM105 26V25H104ZM118 26H119V24H118ZM124 25L122 24V27H123ZM143 26V25H142ZM163 26V25H162ZM172 26V27H173ZM87 27V26H86ZM101 27V26H100ZM107 27V26H106ZM120 27V26H119ZM118 27V28H119ZM175 27H176V25H175ZM178 27V26H177ZM48 28V27H47ZM51 28V27H50ZM55 28H56V26H55ZM81 28H82V26H81ZM94 28V29H93ZM92 28V30H95V27H93ZM110 28H111V26H110ZM124 28V27H123ZM126 28V27H125ZM128 28V27H127ZM141 28V27H140ZM170 28V27H169ZM174 28V27H173ZM179 28V27H178ZM181 28L180 29H178V30H181ZM53 31H54V29L53 28H51ZM57 29V28H56ZM116 29V28H115ZM120 29H121V27H120ZM138 29V28H137ZM148 29V28H147ZM162 29H164V28H162ZM40 30V29H39ZM45 29L42 27V31H44ZM57 30H59V29H57ZM57 30H55V33H56V31ZM87 30V29H86ZM99 29H97L96 31H98ZM102 30V29H101ZM101 30H99L100 32H101ZM105 30V29H104ZM116 30H119V29H116ZM134 30H136V29H134ZM139 30H141V29H138L137 31H139ZM142 30H143V28H142ZM161 30V29H160ZM175 30V29H174ZM51 31V30H50ZM49 31V32H50ZM95 31V32H96ZM125 31V30H124ZM165 31H166V29H165ZM173 31V30H172ZM182 31V32H183ZM194 31H196V30H194ZM40 32V31H39ZM106 32V31H105ZM140 32V31H139ZM161 32H163V31H160V33ZM166 32H169V31H166ZM175 32H177V29L175 30ZM174 32V33H175ZM179 32V31H178ZM182 32H181V34H182ZM198 33H200L199 31H197ZM47 33V32H46ZM46 33H44V34H46ZM52 33H54V32H52ZM51 33V35H53ZM55 33H54V35H55ZM102 33H104V32H102ZM108 33V32H107ZM106 33V34H107ZM118 33V32H117ZM131 33H133V31L132 32H130V34ZM137 33V32H136ZM141 33V32H140ZM143 33H144V30H143ZM142 33V34H143ZM149 33V32H148ZM183 33V34H184ZM2 34V33H1ZM43 34V33H42ZM43 34V35H44ZM57 34V33H56ZM76 34H78V33H76ZM100 34V33H99ZM99 34H97V35H99ZM129 34V33H128ZM141 34V35H142ZM145 34H146V32H145ZM150 35H151V33H149ZM149 34H147V35H149ZM154 34V33H153ZM159 34V33H158ZM167 34V33H166ZM42 35V36H43ZM48 36H49V34H47ZM61 35V34H60ZM79 35V34H78ZM92 35V34H91ZM93 35H96V34H93ZM101 35V34H100ZM104 35V34H103ZM102 35V36H103ZM108 35V34H107ZM131 35H133V34H131ZM144 35V34H143ZM142 35V36H143ZM146 35V36H147ZM162 35V34H161ZM163 35H165V34H163ZM163 35H162V37H163ZM171 35V34H170ZM177 34L175 33V36H176ZM250 35H252V41H251V39H249V36ZM40 36H41V33H40ZM41 36V37H42ZM47 36V37H48ZM56 36V35H55ZM54 36V37H55ZM59 36V35H58ZM110 36V35H109ZM108 36V37H109ZM157 37H160V36H158V35H156ZM155 36V37H156ZM167 36V35H166ZM168 36H169V34H168ZM174 36V35H173ZM179 36V35H178ZM182 36V35H181ZM44 37V36H43ZM77 36H75V38H76ZM81 37V36H80ZM104 37H106V36H104ZM128 37V36H127ZM131 37V36H130ZM134 37V36H133ZM139 37V36H138ZM152 37V36H151ZM156 37V38H157ZM170 37V36H169ZM3 38V37H2ZM48 38H51L50 36L48 37ZM53 38V37H52ZM79 38V37H78ZM78 38H76V39H78ZM107 38V37H106ZM126 38V37H125ZM129 38V37H128ZM127 38V39H128ZM139 38H141V37H139ZM139 38H138V40H139ZM143 38V37H142ZM142 38H141V40H142ZM161 38V37H160ZM179 38V37H178ZM251 38V37H250ZM127 39H125V42H126V40ZM130 39V38H129ZM149 39V38H148ZM150 39H152V38H150ZM153 39H154V37H153ZM164 40H165V38H163ZM162 39V40H163ZM239 39H241V41L239 40ZM2 40V39H1ZM75 40V39H74ZM74 40H72V41H74ZM97 40V39H96ZM95 40V41H96ZM104 40V39H103ZM134 42H135V40L134 39H132ZM143 40H145V41H147L145 38L143 39ZM155 40V39H154ZM168 40H169V38H168ZM171 40V39H170ZM170 40H169V43H170ZM172 40H174V38L172 39ZM262 40H263V43H262ZM67 41H69V40H67ZM66 41V42H67ZM83 41V40H82ZM102 41V40H101ZM128 41V40H127ZM167 41V40H166ZM165 41V42H166ZM176 41V42H177ZM77 42V41H76ZM85 42V41H84ZM103 42V41H102ZM102 42H100V43H102ZM107 42V41H106ZM106 42L104 43V45L106 44ZM120 42V41H119ZM121 42H124L123 40L121 41ZM124 42V43H125ZM139 42V41H138ZM138 42H136V43H138ZM141 42V41H140ZM144 42V41H143ZM142 42V43H143ZM150 42V41H149ZM149 42H145V43H148L149 44ZM155 42V41H154ZM160 42V41H159ZM168 42V41H167ZM175 42V41H174ZM175 42V43H176ZM72 43H74V42H72ZM90 43H92V42H90ZM95 43H97V41L96 42H94V44ZM99 42H98V44H100ZM108 43V42H107ZM130 43H132V42H130ZM158 43V42H157ZM163 43H164V41H163ZM202 43V44H201ZM228 43L230 44V48H232L233 49V53L232 54H230L231 55V57L229 58V59H222L221 61H219V62H212L210 65V68L209 69H204L203 68V70L201 69L202 68V65H203V63L205 64V63H208V62H211V60H212V58H213V56L214 55H216L217 54V52H219V53H224L225 52V50H224V48L228 45ZM71 44V43H70ZM69 44V45H70ZM79 44V43H78ZM135 44V43H134ZM147 44V45H148ZM153 44H155V43H153ZM160 44V43H159ZM168 44V43H167ZM172 44H174V43H172ZM131 45V44H130ZM138 45V44H137ZM155 45H157V44H155ZM165 45V44H164ZM171 45V44H170ZM72 46H74V48H76V46H75V44L74 45H72ZM82 46H84V45H82ZM91 46V45H90ZM89 46V47H90ZM100 46H102L101 44H100ZM175 47L177 46V45H174ZM177 46V47H178ZM92 47V46H91ZM94 47H97L96 46V44L94 45ZM104 48L105 47H107V45H105V46H103ZM121 47V46H120ZM146 47V46H145ZM147 47H151V46H147ZM198 47V46H197ZM82 48V47H81ZM87 48V47H86ZM93 48V47H92ZM103 48V49H104ZM110 48V47H109ZM125 48V47H124ZM124 48H123V51H124ZM167 48V47H166ZM169 48V47H168ZM167 48V49H168ZM228 49H229V47H227ZM71 49H73V48H71ZM77 49V48H76ZM78 49H80V46H79V48ZM88 49V48H87ZM94 49H96V48H94ZM98 49H101L100 47H98L97 48V50ZM102 49V50H103ZM107 49H108V47H107ZM112 49V48H111ZM126 49V48H125ZM146 50L147 49H150V48H145ZM196 49V48H195ZM195 49H193L194 51H195ZM228 49H226L227 51H228ZM86 50V49H85ZM108 50H110V49H108ZM131 50H133V46L131 45V46H129V48H128V51L132 54V52H131ZM137 49H135V52L134 53H136L137 54V51H136ZM139 50V49H138ZM177 50V51H176ZM185 50V49H184ZM222 50H224V52H222ZM231 50V49H230ZM262 51L261 53H259V51ZM77 51V50H76ZM75 51V52H76ZM87 51H89V50H87ZM95 51V50H94ZM107 51V50H106ZM106 51H104V52H106ZM110 51H115L114 50V48H113V50H110ZM166 51V50H165ZM193 51V52H194ZM197 51L198 50H196V52L195 53H197ZM258 51V52H257ZM8 52V51H7ZM6 52V53H7ZM12 52V51H11ZM99 52H101L100 50H99ZM116 52V51H115ZM127 52V50L125 51V53ZM168 52V51H167ZM78 53V52H77ZM80 53H81V51H80ZM88 53V52H87ZM95 53V52H94ZM102 53H103V51H102ZM112 53H114V52H112ZM164 52L162 51V54H163ZM183 53V52H182ZM181 53V54H182ZM192 53V52H191ZM218 53V54H219ZM255 53H257V54H260V55H258L257 56V54H256V57L254 58H252V54H254L253 56H255ZM15 54V53H14ZM79 54V53H78ZM78 54H77V56H78ZM90 54V53H89ZM96 54V53H95ZM98 54V53H97ZM106 54V53H105ZM110 54V53H109ZM116 54V53H115ZM166 54V53H165ZM168 54V53H167ZM225 54H226V52H225ZM11 55V54H10ZM9 54H7V56H10ZM74 55H76V54H74ZM85 55H86V52L84 53V57H85ZM94 55V54H93ZM99 55V54H98ZM97 55V56H98ZM107 55V54H106ZM112 55V54H111ZM119 55V54H118ZM126 55V54H125ZM164 55V54H163ZM186 54H183L182 56H185ZM194 55V54H193ZM230 55H228L227 57H229ZM262 55V56H261ZM80 56H81V54H80ZM79 56V57H80ZM83 56V55H82ZM81 56V57H82ZM100 56V55H99ZM99 56H98V58H99ZM102 56V55H101ZM113 56V55H112ZM112 56L110 57L111 59H112ZM132 56V55H131ZM222 56V55H221ZM261 56V57H260ZM12 57H13V55H12ZM12 57H10V58H12ZM78 57V58H79ZM87 57V56H86ZM95 57V56H94ZM125 57V56H124ZM134 57V56H133ZM165 57V56H164ZM163 57V58H164ZM181 56H179V58H180ZM185 57H187V56H185ZM16 58H18V57H16ZM77 58V57H76ZM103 58H104V56H103ZM108 58V57H107ZM113 58L114 59H116L117 57L115 56H113ZM134 58H136V57H134ZM134 58H132V59H134ZM160 58H161V55H160ZM181 58H183V57H181ZM180 58V59H181ZM131 59V60H132ZM139 59V58H138ZM167 59V58H166ZM166 59H165V61H166ZM221 59V58H220ZM219 59V60H220ZM253 59V60H252ZM14 60H16V59H14ZM108 60V59H107ZM135 60V59H134ZM133 60V61H134ZM168 60H167V62H168ZM179 60V59H178ZM16 61H18V59L16 60ZM92 61V60H91ZM173 61V62H172ZM218 61V60H217ZM15 62V61H14ZM94 62V61H93ZM157 62V61H156ZM166 62V63H167ZM98 63H100V62H98ZM97 63V64H98ZM109 63V62H108ZM114 63V62H113ZM112 63V64H113ZM137 63V62H136ZM160 63V62H159ZM251 63V65H249ZM2 64H3V62H2ZM11 64V63H10ZM10 64H8V65H10ZM17 64V63H16ZM92 64V63H91ZM95 65H97L96 63H94ZM93 64V65H94ZM110 64V63H109ZM108 64V65H109ZM155 64H158V62L157 63H155ZM161 64H165V62L163 63V61L161 62ZM169 64V63H168ZM5 65V64H4ZM86 65H87V63H86ZM92 65V66H93ZM95 65H94V67H95ZM99 65V64H98ZM102 65V64H101ZM105 65V64H104ZM169 65H171V64H169ZM173 65H171V66H173ZM1 66H3V65H1ZM136 66V69H137V65H135ZM170 66V67H171ZM5 67V66H4ZM91 67V66H90ZM94 67H92V68H94ZM102 67H104V66H102ZM102 67H100V68H102ZM106 67H107V65H106ZM159 67V66H158ZM175 67V66H174ZM7 68V67H6ZM6 68H5V70H6ZM96 68V67H95ZM94 68V69H95ZM139 68V67H138ZM169 68V67H168ZM247 69L248 71H246V72H248V73H246L245 72V70L244 69ZM1 69V68H0ZM2 69H4V68H2ZM157 69H159V68H157ZM251 69V70H252ZM4 70V71H5ZM161 70V69H160ZM262 70V72H264ZM3 71V70H2ZM107 71V70H106ZM102 72V71H101ZM169 72V71H168ZM253 72V71H252ZM251 72V73H252ZM2 73V72H1ZM7 73H8V70H7ZM184 73V72H183ZM4 74V73H3ZM34 74V73H33ZM176 74V73H175ZM177 74H178V72H177ZM180 74V73H179ZM185 74V73H184ZM203 74V75H202ZM193 75V74H192ZM250 75V74H249ZM228 77L226 80H225V77ZM2 77V76H1ZM171 77H172V74H171ZM174 78H175V76H173ZM181 77H185V75L183 76H181ZM190 77V76H189ZM194 77V76H193ZM193 77H191V78H193ZM255 77V78H256ZM173 78V79H174ZM248 78H251V76H248ZM248 78H247V80H248ZM252 78V79H253ZM253 79L254 80V82H255V80H256V82H257V79ZM230 81H229V80ZM252 79H249V81L251 80L252 81ZM136 79H134V81L133 82H137V81H135ZM177 80H180V79H177ZM182 80H185V78L184 79H182ZM233 80L235 81L236 80V85H232V82H233ZM246 80V81H247ZM2 81H3V79H2ZM191 81V80H190ZM248 81V82H249ZM177 82V81H176ZM175 82V83H176ZM179 82V81H178ZM264 82V81H263ZM263 82H262V84H263ZM185 83H187V82H185ZM234 83V82H233ZM240 83H244L245 84V86H244V84H243V86L242 87H245V89L247 90L246 91V93H245V91H243V92H241V90H239L238 88H240L239 86V84ZM15 84V83H14ZM137 84V83H136ZM188 84V83H187ZM191 84V83H190ZM238 84V85H237ZM16 85V84H15ZM179 85H182V84H179ZM184 85V84H183ZM186 85V84H185ZM249 85H250V82H249ZM264 85V84H263ZM263 85H261L260 84V86H263ZM135 86V85H134ZM233 86H234V88H236V89H234L233 88ZM251 86V87H252ZM1 87V86H0ZM238 87V88H237ZM249 87V86H248ZM264 87V86H263ZM262 87V88H263ZM2 88V87H1ZM20 88V87H19ZM260 89V87H259V91H260V93L262 94V95H264V90L263 89ZM29 89V88H28ZM31 89V88H30ZM240 89H242V88H240ZM27 90V89H26ZM32 90V89H31ZM30 90V91H31ZM34 90V89H33ZM183 90V91H184ZM237 90H239L240 91V93L237 91ZM23 91V90H22ZM259 91H257V95H255V96H260L261 94H259ZM20 92V91H19ZM27 92V91H26ZM32 92V91H31ZM36 92H37V90H36ZM256 92V91H255ZM255 92H252V93H255ZM28 93H30V92H28ZM187 93V92H186ZM31 94V93H30ZM39 94H41V93H39ZM238 94V95H237ZM239 94H240V96H241V98H240V100L239 99H237V97L239 96ZM37 95V94H36ZM236 95H237V97H236ZM245 95V96H244ZM249 95V96H248ZM34 96V95H33ZM239 96V97H240ZM30 97V96H29ZM186 97V96H185ZM19 98V97H18ZM32 98V97H31ZM211 99V101L212 102H210L209 100ZM259 98V97H258ZM257 98V99H258ZM261 99V101L260 102H264L263 100H264V96H261L260 97ZM28 99V98H27ZM237 99V100H236ZM247 99V98H246ZM245 99V100H246ZM20 100H22V98L20 99ZM249 100V99H248ZM3 101V100H2ZM237 101V102H238ZM244 101V100H243ZM256 101H258V100H256ZM26 102V101H25ZM28 102V101H27ZM255 102V101H254ZM260 102H259V105H260ZM257 103V102H256ZM3 104V103H2ZM29 104V103H28ZM210 104H213V109L212 110H209V106H211ZM249 104H251V103H249ZM258 104V103H257ZM262 104V103H261ZM1 105V104H0ZM16 105V104H15ZM18 105V104H17ZM264 105V104H263ZM263 105H260V106H262L263 107ZM2 106V105H1ZM4 106V105H3ZM5 106H6V104H5ZM4 106V107H5ZM9 106H11V105H9ZM29 106H31V105H29ZM250 106V105H249ZM259 106V108L261 109L262 107H260ZM241 107V108H242ZM1 108V107H0ZM3 108V107H2ZM6 108V107H5ZM8 108V107H7ZM10 108H12V107H10ZM170 109V111L171 110H173V109H171V108H169ZM189 110H188V112H189ZM239 110V111H238ZM243 110V111H242ZM245 110V111H244ZM5 111V110H4ZM152 112V111H151ZM173 112V111H172ZM176 112V111H175ZM174 112V113H175ZM241 112H243L242 114H241ZM258 112V113H257ZM262 112V111H261ZM2 113V112H1ZM7 113H9V112H7ZM157 112H155V114H156ZM176 113H178V111L176 112ZM181 113V112H180ZM220 113V112H219ZM252 113H251V115H252ZM154 114V113H153ZM153 114H152V117L153 118H155L156 117V115L157 114H159V113H157L156 115H155V117L153 116ZM263 114H264V112H263ZM2 115V114H1ZM4 115V114H3ZM6 115V114H5ZM8 115V114H7ZM176 115H179V114H176ZM184 115V114H183ZM219 115V114H218ZM187 116H188V118L191 120L192 119V116H189V114H187ZM263 116V115H262ZM3 117V116H2ZM157 117H160V114L157 116ZM170 117H172L171 115H170ZM175 117V116H174ZM161 118V117H160ZM178 118H180V117H178ZM1 119V118H0ZM175 119V118H174ZM248 119H249V121L251 122V124L248 122ZM152 120V119H151ZM150 120V121H151ZM153 121V120H152ZM186 121V120H185ZM220 121V120H219ZM6 122V121H5ZM162 122V121H161ZM161 122H159V124L161 123ZM167 122V121H166ZM151 123H153V122H151ZM168 123H169V121H168ZM171 123H173V122H170V124ZM175 123V122H174ZM188 123V122H187ZM247 123H248V125H249V127L253 124V126H256L257 128H256V130H255V128L254 127H252V128H254L253 130H252V128L251 129H249L250 130V132H249V134H248V132L247 133H245L247 130H248V128L246 127V125H247ZM5 124V123H4ZM145 124V123H144ZM147 124V123H146ZM154 124H155V122H154ZM158 124V123H157ZM158 124V125H159ZM163 124V123H162ZM161 124V125H162ZM169 124V125H170ZM186 124V123H185ZM172 125V124H171ZM175 125H178V124H175ZM205 125V124H204ZM143 126V125H142ZM148 126H150V125H148ZM153 126V125H152ZM152 126L149 128L148 127V129L147 130H149V129H151L152 128ZM155 126H157V125H155ZM179 127H184L183 125L182 126H180V125H178ZM4 127V126H3ZM7 127H8V125H7ZM59 127V126H58ZM144 127V126H143ZM142 127V128H143ZM146 127V126H145ZM161 126L159 125V127H158V129L160 128ZM168 127V126H167ZM170 127V126H169ZM244 127H246L245 128V130L243 129ZM6 128V127H5ZM147 128V127H146ZM146 128H145V130H146ZM163 128V127H162ZM162 128L160 129V131L162 130ZM174 128H176V126L174 127ZM199 128V127H198ZM4 129V128H3ZM153 129V128H152ZM171 129V128H170ZM179 129V133H180V128H177V130ZM144 130V129H143ZM154 130H157L156 128L154 129ZM166 130V129H165ZM165 130H163L164 132H165ZM171 130H174V129H171ZM184 130H185V128H184ZM199 130V129H198ZM205 130V129H204ZM213 130L211 131V132H213ZM242 130H244L245 132H243ZM255 130V131H254ZM0 131H1V129H0ZM8 131V130H7ZM207 131V130H206ZM251 131H253V133H251ZM263 131V132H262ZM10 132V131H9ZM8 132V133H9ZM13 132V131H12ZM12 132H10V133H12ZM143 132V131H142ZM151 132H152V130H151ZM175 132H176V129H175ZM181 132V133H182ZM242 132H243V134H242ZM254 132H257V136L256 135H254L253 136V134H254ZM180 133V134H181ZM1 134H2V131H1ZM176 134V133H175ZM174 134V135H175ZM180 134H178V135H180ZM246 134V135H245ZM243 135V136H242ZM249 135H251L250 137H249ZM150 136V135H149ZM151 136H153V135H151ZM236 136H238L239 138H241L240 139V141H237V142H234V141H236L237 140V138L238 137H236ZM261 136V137H260ZM1 138H2V136H0ZM10 137V136H9ZM145 137V136H144ZM147 137V136H146ZM154 137V136H153ZM173 137V136H172ZM4 138V137H3ZM5 138H7L6 136H5ZM56 137H54L53 139H55ZM150 138V137H149ZM171 138V137H170ZM196 138V137H195ZM235 138H236V140H235ZM58 139V138H57ZM56 139V140H57ZM232 139V140H231ZM4 141H6V140H8V138L5 140V139H3ZM172 140H173V138H172ZM54 141V140H53ZM60 141V140H59ZM170 141H171V139H170ZM3 142V141H2ZM9 142V141H8ZM56 142H58V141H56ZM55 142V143H56ZM61 142V141H60ZM59 142V143H60ZM262 142V143H261ZM54 143V144H55ZM176 143V142H175ZM197 143V142H196ZM58 144V143H57ZM56 144V145H57ZM170 144V143H169ZM168 144V145H169ZM178 144V143H177ZM176 144V145H177ZM189 144V143H188ZM257 144H259V145H257ZM144 145V144H143ZM143 145H142V147H143ZM147 145V144H146ZM157 145V144H156ZM166 145H167V143H166ZM165 144L163 145V146H166ZM173 146L174 144H173V142L170 144V146ZM175 145V146H176ZM179 145H177V148H179ZM198 144H196V146H197ZM206 144H204L203 146H205ZM256 145L258 146L257 148H255L256 147ZM113 146V145H112ZM150 146V145H149ZM154 146V145H153ZM160 146H162L161 144H160ZM170 146H167V148L168 147H170ZM199 147V146H198ZM201 147V146H200ZM261 148H260V152L259 153H262L263 151H262V149H263V146H260ZM115 148V147H114ZM144 148H146L147 149V146L145 147L144 146ZM150 148V147H149ZM173 148H174V146H173ZM172 148V149H173ZM255 148V149H254ZM112 149V152L110 151V149L107 151V152H104L105 154H109L108 152H111V153H113V148H111ZM153 149H155V148H153ZM157 149V148H156ZM169 149V148H168ZM167 149V150H168ZM175 149V148H174ZM186 149V148H185ZM193 149V148H192ZM203 149V148H202ZM141 150L143 151V149L141 148ZM148 150V149H147ZM151 150V149H150ZM158 150V149H157ZM163 150V149H162ZM161 150V151H162ZM177 150V149H176ZM175 150V151H176ZM190 150H191V148H190ZM190 150H189V152H190ZM136 151H138V150H136ZM140 151V150H139ZM192 151V150H191ZM259 151V150H258ZM262 151V152H261ZM149 152V151H148ZM147 152V153H148ZM170 152H171V149H170V151H169V154H170ZM174 152V151H173ZM194 152V151H193ZM196 152V151H195ZM1 153V152H0ZM25 153V152H24ZM257 153V151L255 152V154ZM259 153H257V154H259ZM264 153V152H263ZM262 153V154H263ZM3 154V153H2ZM6 154V153H5ZM22 154H23V152H22ZM101 154V153H100ZM114 154V153H113ZM113 154H109V155H113ZM153 154V153H152ZM152 154H150V155H152ZM164 154H166V153H164ZM167 154H168V152H167ZM168 154V155H169ZM174 154V153H173ZM187 154H188V152H187ZM217 154V155H216ZM256 154V157L255 158H257L258 157V155ZM29 155V154H28ZM108 155V156H109ZM116 155V154H115ZM136 155V154H135ZM141 155H142V153H141ZM143 155H146V153H144ZM149 155V154H148ZM150 155H149V157H150ZM172 155V154H171ZM168 156V157H171L172 159L173 158H176V157H178V156H180V157H182L179 153H176L175 155H173V156ZM219 155V156H218ZM261 155V154H260ZM4 156H6V155H4ZM23 156V155H22ZM114 156V155H113ZM147 156V155H146ZM166 156V155H165ZM163 157V159H165L166 157ZM216 156L218 157L217 158V160H216ZM264 155H262V159L264 158L263 157ZM3 156H1V158H2ZM137 157H138V155H137ZM140 158H141V156H139ZM148 157V158H149ZM209 157H210V160H208L209 159ZM261 157V156H260ZM1 158H0V160H1ZM7 158V157H6ZM22 158H24V157H22ZM28 158H30V156L28 157ZM133 158H134V156H133ZM145 158V157H144ZM147 158V157H146ZM145 158V162H146V160L148 159H146ZM208 158V159H207ZM212 158L213 159H215V160H212ZM259 158V157H258ZM8 159H10V158H7V160ZM13 159V157L11 158V160ZM14 159H15V157H14ZM163 159H162V161H163ZM4 160V159H3ZM6 160V159H5ZM6 160V161H7ZM24 160H26V159H24ZM30 160V159H29ZM32 160V159H31ZM120 160V159H119ZM139 160H141V159H139ZM166 160V159H165ZM165 160H164V162H165ZM159 161V160H158ZM161 161V162H162ZM254 161H255V159H254ZM261 161V160H260ZM10 163H11V161H9ZM15 162H17V160H15ZM29 162H31V161H29ZM68 162V161H67ZM141 162V161H140ZM160 162V161H159ZM159 162L157 163V164H159ZM174 162V161H173ZM211 162H208L207 163V165L210 163V165L212 166V164H211ZM258 162V161H257ZM13 163H14V161H13ZM18 163V162H17ZM17 163H15L16 164V166H17ZM69 163V162H68ZM122 163H124V162H122ZM126 163V162H125ZM170 162H167V164H169ZM247 163V164H246ZM20 164V163H19ZM121 164V163H120ZM155 163H153L152 165H154ZM173 164V163H172ZM179 164V163H178ZM245 164V165H244ZM255 164L256 165H258L257 166V169H258V171H257V169H256V167H255ZM163 165V164H162ZM170 165V164H169ZM209 165V166H210ZM264 165V164H263ZM5 166V165H4ZM16 166H14V167H16ZM137 166V165H136ZM150 166H151V164H150ZM155 166V165H154ZM157 166H159V165H157ZM168 166V165H167ZM187 166V165H186ZM209 166H204V169L206 168L207 169V167L209 168ZM247 166V167H246ZM6 167V166H5ZM4 167V168H5ZM8 167V166H7ZM6 167V168H7ZM11 167H13L12 165L10 166V168ZM20 167H23V166H20ZM152 167V166H151ZM169 167V166H168ZM180 167V166H179ZM240 167H242V168H246L247 170H244V169H242V168H240ZM9 168V167H8ZM45 168V167H44ZM43 168V169H44ZM47 168V167H46ZM163 168V167H162ZM166 167H164V169H165ZM171 168V167H170ZM174 168V167H173ZM202 168V167H201ZM212 168V167H211ZM214 168V167H213ZM18 169H19V165H18ZM21 169V168H20ZM48 169V168H47ZM46 169V170H47ZM140 169L142 170L143 168H141L140 167ZM144 169L146 170V167H144ZM152 169H154V168H152ZM156 169V168H155ZM168 170H170L169 168H167ZM178 169V168H177ZM203 169V168H202ZM202 169H200V170H202ZM205 169V170H206ZM228 169V168H227ZM243 171H242V170ZM263 169H264V167H263ZM8 170H10V169H8ZM8 170H6V171H8ZM13 171H14V168L12 169ZM16 170H17V168H16ZM24 170H25V168H24ZM45 170V169H44ZM67 170V169H66ZM80 170V169H79ZM81 170H82V167H81ZM140 170V171H141ZM165 171V172H163L161 175H162V177H161V179H162V182L163 183H167V182H164V181H166V180H168L169 178H171V175L173 174L172 173V171ZM172 170V169H171ZM184 170V169H183ZM185 170H187V169H185ZM185 170H184V173H185ZM229 170V169H228ZM3 171V170H2ZM13 171H11V174H13L12 172ZM18 171H20V170H18ZM18 171H16V172H18ZM43 171V170H42ZM48 171V170H47ZM131 171V170H130ZM181 172H183L182 170H180ZM193 171H191V173L190 174H192V172ZM211 171V170H210ZM222 171V170H221ZM242 173H241V172ZM250 171V172H249ZM262 171H264V170H262ZM262 171H261V175H263L264 173H262ZM15 172V171H14ZM14 173V174H18V173ZM44 172V171H43ZM46 172V171H45ZM44 172V173H45ZM168 172V173H167ZM174 172V171H173ZM180 172V173H181ZM187 172V176H188V171H186ZM209 172V171H208ZM206 172V175H208V177H210L209 176V173H211V172ZM214 172V171H213ZM212 172V173H213ZM223 172V171H222ZM225 172H227V171H225ZM253 172V173H252ZM6 173V172H5ZM22 173V172H21ZM27 173V172H26ZM130 173V172H129ZM172 173V174H171ZM179 173V171L177 172V174ZM183 173V174H184ZM196 173H200L201 175L200 176H196V178L198 179V178H200L201 176H202V174L203 173H201V172H196ZM196 173L195 174H193V175H196ZM208 173V174H207ZM211 173V174H212ZM216 173V172H215ZM249 173H251V174H249ZM1 174V173H0ZM24 174V173H23ZM23 174H21V175H23ZM75 174V173H74ZM131 174V173H130ZM157 174V173H156ZM182 174V175H183ZM217 174V173H216ZM216 174H215V176H216ZM218 174H219V172H218ZM218 174H217V176H218ZM221 174V173H220ZM227 174V173H226ZM229 174V173H228ZM10 175V174H9ZM21 175H19V177H21ZM160 175V174H159ZM175 175H176V173H175ZM174 175V176H175ZM206 175H203L202 177H207ZM232 174H229L228 176H231ZM26 176V175H25ZM24 176V177H25ZM154 176V175H153ZM158 176V175H157ZM176 176H178V175H176ZM175 176V177H176ZM213 176H214V173H213ZM233 177H234V175H232ZM231 176V177H232ZM236 177H238V179H237V181L239 180V176L238 175H235ZM240 176V177H241ZM247 175H245V177H246ZM251 176L248 178V177H246L245 179H247V181H250L251 179ZM1 177H3V176H1ZM88 177V176H87ZM152 177V176H151ZM151 177H150V179H151ZM155 177H156V175H155ZM173 178L172 180H173V183H172V185L173 184H175V186H177L178 185V183H179V179H177V177L176 178ZM180 177V176H179ZM178 177V178H179ZM204 177V178H205ZM207 177V178H208ZM220 177V176H219ZM223 178H224V176H222ZM230 177V178H231ZM232 177V179H234ZM235 177V178H236ZM243 177H244V175H243ZM6 178V177H5ZM11 178H12V176H11ZM81 178V177H80ZM86 178V177H85ZM194 178H195V176H194ZM206 178V179H207ZM216 178V177H215ZM218 178V177H217ZM229 178V177H228ZM253 178V177H252ZM264 178V176H262V178L261 179H263ZM2 179V178H1ZM22 179H23V177H22ZM82 179V178H81ZM79 180V181H83V179L82 180ZM152 179H154L153 177H152ZM161 179L159 180V182L158 183H161V184H159V185H162L163 183L162 182H160L161 181ZM181 179V178H180ZM190 180H188V179H186V182L188 183V181L190 182V181H193L194 182V180H191V178H189ZM196 179V180H197ZM200 179H202V178H200ZM206 179H205V181H206ZM212 179V177L211 178H209V180H211ZM214 179V178H213ZM220 179H221V177H220ZM248 179H250V180H248ZM256 179V180H257ZM261 179H259L258 180V182L259 183H256L257 181H255L254 179H253V182L255 183V184H262L263 182H260L261 181ZM5 180V179H4ZM3 180V181H4ZM13 180H14V178H13ZM16 180H18V179H16ZM20 180V179H19ZM156 180V179H155ZM179 180V181H178ZM188 180V181H187ZM228 180V179H227ZM230 180L231 179H229V182H230ZM244 181V178H242L241 180H239L237 183H242V182H240V181ZM264 180V179H263ZM9 181V180H8ZM15 181V180H14ZM22 181V180H21ZM28 181V180H27ZM89 181V180H88ZM87 181V182H88ZM149 181V180H148ZM170 181H171V179H170ZM198 181H200V180H198ZM233 181V180H232ZM18 182V181H17ZM16 182V183H17ZM25 182H26V180H25ZM29 182V181H28ZM78 182V181H77ZM143 182H145L146 183V181L144 180ZM152 182V181H151ZM150 182V183H151ZM154 182V181H153ZM172 182V181H171ZM183 182V181H182ZM181 182V183H182ZM197 182V181H196ZM207 182H208V180H207ZM211 182V181H210ZM217 182V181H216ZM226 182H228V181H225V183L224 184H226ZM244 182H246V181H244ZM243 182V183H244ZM4 183V182H3ZM11 183H12V181H11ZM10 183V184H11ZM22 183H23V181H22ZM22 183H20L21 184V186H22ZM27 183V182H26ZM94 183V182H93ZM169 183V182H168ZM185 183V182H184ZM184 183H182V185L184 184ZM198 183V182H197ZM202 183V182H201ZM248 183H250V182H248ZM251 183H252V181H251ZM253 183V184H254ZM5 184H7V183H5ZM18 184V183H17ZM19 184V185H20ZM31 184V183H30ZM80 185L81 184H84L83 182H81V183H79ZM78 184V185H79ZM99 184H102V183H100L99 182ZM98 184V185H99ZM105 183H103V186H105L104 185ZM107 184V183H106ZM138 184V183H137ZM140 184V183H139ZM143 184V183H142ZM156 184H157V182H156ZM170 184V183H169ZM180 184V183H179ZM200 184V183H199ZM213 184V183H212ZM220 184V183H219ZM229 184V183H228ZM252 184V185H253ZM8 185V184H7ZM25 185V183H23V186ZM94 185H95V183H94ZM96 185H97V183H96ZM155 185V184H154ZM159 185H157V186H159ZM187 185V184H186ZM192 185H194V184H191L190 186V188H192ZM197 185V184H196ZM222 185V184H221ZM230 185V184H229ZM231 185H232V183H231ZM234 185H235V183H234ZM234 185H232V186H234ZM236 185H238V184H236ZM245 184H243V186H244ZM251 185V186H252ZM256 185V186H257ZM12 186H16V185H12ZM21 186H17L18 188H20V189H26V187H21ZM82 186V185H81ZM87 186H89V185H87ZM86 186V187H87ZM101 186V185H100ZM131 186V185H130ZM138 186V185H137ZM140 186V185H139ZM147 186L148 185H145V186H143V187H146L145 189H146V191L148 192V189H147ZM154 187L153 185H150V187ZM164 186V185H163ZM171 186V185H170ZM174 186V185H173ZM172 186V188H174ZM195 186V185H194ZM194 186H193V188H192V190L194 189ZM197 186H200V189H201V184L200 185H197ZM196 186V187H197ZM210 186V185H209ZM240 186V185H239ZM246 186V185H245ZM256 186H254V187H256ZM260 186H263V185H259L258 187H259V189H260ZM31 187V186H30ZM29 187V188H30ZM48 187H49V184H48ZM51 187V186H50ZM49 187V188H50ZM56 187V186H55ZM85 187V188H86ZM92 187V185L90 184V188ZM132 187H135V185L134 186H132ZM149 187V186H148ZM167 187V186H166ZM165 187V188H166ZM169 187V186H168ZM180 187H182L181 186V184H180V186H179V188ZM188 187H189V183H188ZM188 187H186V188H184L185 190L186 189H189ZM230 187V186H229ZM247 187V186H246ZM246 187H245V190H246ZM16 188V187H15ZM18 188H16L17 190H14V191H18ZM42 188V187H41ZM79 187H76V188H74V189H78ZM81 188V187H80ZM79 188V189H80ZM84 188V187H83ZM82 188V189H83ZM89 188V187H88ZM87 188V189H88ZM92 188H94V187H92ZM115 188V187H114ZM135 188H137V187H135ZM158 188V187H157ZM157 188H155L154 187V189H155V193L158 191H156V189ZM164 188V189H165ZM176 188H178V186L176 187ZM175 188V189H176ZM183 188V187H182ZM198 188V187H197ZM236 188H238V187H236ZM248 188V187H247ZM263 188V187H262ZM13 189V188H12ZM24 189V190H25ZM33 189V188H32ZM66 189V188H65ZM131 189V188H130ZM140 189V188H139ZM144 189V188H143ZM161 189H162V186H161ZM168 189V188H167ZM184 189H177V192H174V194L176 193V194H178L180 191H182V190H184ZM242 189H243V187H242ZM242 189H241V191H242ZM250 189H251V187H250ZM253 189V188H252ZM24 190H21V191H24ZM26 190H28V189H26ZM25 190V191H26ZM30 190V189H29ZM45 190V189H44ZM50 190V189H49ZM66 190H68V189H66ZM73 189L71 188V191H72ZM86 190V189H85ZM134 190V189H133ZM152 190H153V188H152ZM152 190H150L151 192H152ZM191 189H189V190H187V191H190ZM192 190L190 191V192H192ZM202 190V189H201ZM212 190V189H211ZM215 190V189H214ZM224 190H226V188L224 189ZM227 190H228V188H227ZM233 190V189H232ZM234 190H235V188H234ZM261 190V189H260ZM259 190V191H260ZM263 190L264 189H262V195H264L263 193ZM20 191V192H21ZM47 191H48V188H47ZM51 191V190H50ZM71 191H68V192H70L71 193ZM76 191H78V190H76ZM90 191H92V190H90ZM135 191V190H134ZM150 191L148 192V194L150 193ZM160 191V190H159ZM158 191V192H159ZM161 191H164L165 192V190H161ZM168 191H169V189H168ZM171 191V190H170ZM179 191V192H178ZM187 191H186V193H187ZM196 191V190H195ZM194 191V192H195ZM209 191V190H208ZM216 191V190H215ZM219 191H221V190H219ZM240 191V192H241ZM247 191V190H246ZM245 191V193L247 194V192ZM249 191V190H248ZM258 191V193H261V192H259ZM10 192V191H9ZM40 192V191H39ZM38 192V193H39ZM43 192V191H42ZM52 192V191H51ZM67 192V193H68ZM88 192V191H87ZM142 192H144V198H145V201H142L141 199H143L144 200V198H140L139 199V197L138 196H134V195H132L133 197L131 198V199H133L134 197H138L137 199H139L141 202H146V200L149 198L148 196L149 195H151V194H149V195H146V197H148V198H146L145 197V191H143L142 190ZM146 192V193H147ZM157 192V193H158ZM162 192V195L163 196H161L160 198H158L160 195H161V192H159L160 194H159V196L157 197V194H155V193H153L152 192V194H155L156 195V198L157 199H161V198H165V197H167L166 198V200H167V202L166 201H164V199H163V202L164 203H166L165 205H166V207H165V205L164 204H162L161 203V205H164L163 207H160L161 208V210H162V208L163 209H165V211H166V209H167V211H168V213H169V211H171V209H173L172 211H171V213H173V211H174V209H175V207H174V203L175 202H177V200H179L180 198H181V200H182V198L184 197V196H182V197H176V194H175V198H173V197H171V198H169V195H167V196H165L166 195V193L167 192ZM193 192V193H194ZM200 192V191H199ZM225 192V191H224ZM223 192V193H224ZM227 192V191H226ZM229 192V191H228ZM236 192V191H235ZM12 193H13V191H12ZM11 193V194H12ZM15 193H17L18 194V192H15ZM25 193V192H24ZM46 193V192H45ZM66 193V192H65ZM73 193H75V190H74V192ZM72 193V194H73ZM141 193V192H140ZM182 193V192H181ZM197 193V192H196ZM201 193V192H200ZM213 193V192H212ZM216 193V192H215ZM237 193V192H236ZM239 193V192H238ZM245 193H243V194H245ZM257 193V194H258ZM47 194V193H46ZM49 194V193H48ZM71 194V195H72ZM88 194H89V192H88ZM93 194V193H92ZM101 194V193H100ZM133 194V193H132ZM135 195H136V193H134ZM165 194V195H164ZM174 194H171L170 196H172V195H174ZM185 194V193H184ZM183 194V195H184ZM199 194V193H198ZM218 194V193H217ZM245 194V195H246ZM16 195V194H15ZM14 195V196H15ZM22 195H24L25 196V194H22ZM45 195V194H44ZM52 195V194H51ZM60 195V194H59ZM63 195V194H62ZM65 195V194H64ZM63 195V196H64ZM76 195H78V194H76ZM75 195V196H76ZM79 195H80V193H79ZM82 195V194H81ZM142 195H143V193H142ZM141 195V196H142ZM154 195V196H155ZM182 194H180V196H181ZM193 195V194H192ZM196 195V194H195ZM237 195V194H236ZM245 195H243L244 197H245ZM248 195V194H247ZM246 195V197H249V196H247ZM256 195V194H255ZM261 195V194H260ZM260 195H259V198H260ZM261 195V196H262ZM10 196V195H9ZM12 196H13V194H12ZM20 196V195H19ZM19 196H15L16 197V199H17V197H18V199H19ZM46 196V195H45ZM54 196V195H53ZM66 197V199H67V195H65ZM140 196V195H139ZM216 196V195H215ZM226 196V195H225ZM230 196V195H229ZM239 196V195H238ZM242 196V198H244ZM50 197V196H49ZM59 197V196H58ZM90 197H92V196H90ZM93 197H94V195H93ZM129 197V196H128ZM150 197H152V195L150 196ZM200 197V196H199ZM206 197H207V195H206ZM245 197V198H246ZM262 197H264V196H262ZM47 198V197H46ZM61 199H62V197H60ZM64 198V199H65ZM75 198V197H74ZM81 198H83V197H81ZM127 199V201H131V199ZM154 198V197H153ZM153 198L151 199V200H149V202L151 203V201L153 200ZM178 198V199H177ZM186 198V197H185ZM193 198V197H192ZM198 198V197H197ZM201 198V197H200ZM208 198V197H207ZM224 198V197H223ZM228 198V197H227ZM231 198V197H230ZM234 198V197H233ZM48 199V198H47ZM52 199V198H51ZM57 199V198H56ZM65 199V200H66ZM77 199V198H76ZM79 199V198H78ZM97 199V198H96ZM96 199H95V201H96ZM118 198H116V200H117ZM120 199V198H119ZM118 199V200H119ZM122 200L124 199V200H126V198H121ZM135 199V198H134ZM137 199H135V200H137ZM150 199V198H149ZM155 199V198H154ZM174 199H176V201L174 200ZM195 199H196V197H195ZM211 199V198H210ZM220 199V198H219ZM247 199V198H246ZM261 199V198H260ZM20 200V199H19ZM43 200V199H42ZM59 200V199H58ZM63 200V199H62ZM69 199H67V204H68V201ZM92 200H94V199H92ZM91 200V201H92ZM116 200H114V201H116ZM121 200V201H122ZM123 200V202H125ZM134 200V201H135ZM162 200V199H161ZM185 200V199H184ZM188 200V199H187ZM200 200V199H199ZM223 200V199H222ZM225 200V199H224ZM227 200L228 199H226V202H227ZM231 200V199H230ZM248 200H251L250 198H248ZM49 201V200H48ZM53 201H55V200H53ZM75 201V200H74ZM81 201V200H80ZM95 201H94V203H95ZM148 201V200H147ZM154 201V200H153ZM160 201V200H159ZM180 201V200H179ZM186 201V200H185ZM205 201V200H204ZM207 201V200H206ZM232 201V200H231ZM230 201V202H231ZM239 201H240V199H239ZM253 201V200H252ZM82 202V201H81ZM133 201H131V203H132ZM137 202H139V201H137ZM140 202V203H141ZM155 202L157 203V201L155 200ZM161 202V201H160ZM160 202H158V206H159V203ZM200 202V201H199ZM225 202V201H224ZM233 202V201H232ZM249 202V201H248ZM251 202V201H250ZM249 202V203H250ZM43 203V202H42ZM41 203V204H42ZM50 203H51V201H50ZM65 204H66V201L64 202ZM64 203H62L63 204V206H64ZM92 203V202H91ZM114 203V202H113ZM113 203H112V205H113ZM116 203V202H115ZM125 203H128V202H125ZM147 203V202H146ZM149 203V205L150 206H152L151 204H154L153 202L150 204ZM184 203V202H183ZM189 203V202H188ZM187 203V204H188ZM197 203H198V201H197ZM196 203V204H197ZM203 203V202H202ZM207 203V202H206ZM205 203V204H206ZM211 203V202H210ZM220 203V202H219ZM222 203V202H221ZM245 203V202H244ZM244 203H243V205H244ZM256 203V202H255ZM261 203H262V201H261ZM44 204V203H43ZM52 204V203H51ZM55 204V203H54ZM53 204V205H54ZM61 204V205H62ZM75 204V203H74ZM137 204V203H136ZM186 204V203H185ZM192 204V203H191ZM195 204V203H194ZM208 204V203H207ZM214 204V203H213ZM216 204V203H215ZM257 204V203H256ZM259 204H260V202H259ZM45 205V204H44ZM108 205H109V203H108ZM107 205V206H108ZM111 205V204H110ZM111 205V207H113ZM115 205V204H114ZM118 204H116V206H117ZM127 205V204H126ZM128 205L130 206V204L128 203ZM128 205L126 206V207H128ZM135 205V204H134ZM139 205V204H138ZM138 205H136V206H138ZM146 205H148V204H146ZM146 205H145V203H144V206L142 205V207H144L145 209H148V208H146ZM155 205V204H154ZM157 205V204H156ZM154 206V210H155V208H157V206ZM160 205V206H161ZM176 205H178V204H176ZM193 205V204H192ZM230 205H232V204H230ZM229 205V206H230ZM240 205V204H239ZM247 205H249L248 203H247ZM45 206H47V205H45ZM78 206V205H77ZM90 206V205H89ZM120 206V205H119ZM122 206V205H121ZM123 206H125V204L123 205ZM195 206V205H194ZM193 206V207H194ZM263 206H264V204H263ZM53 207V206H52ZM51 207V208H52ZM65 207H67V206H64V208ZM68 207H69V204H68ZM115 207V206H114ZM131 207V206H130ZM133 208L135 207V206H132ZM131 207V208H132ZM141 207V208H142ZM180 207V206H179ZM183 207V206H182ZM189 207V206H188ZM223 207H224V205H223ZM235 207V206H234ZM237 207V206H236ZM248 207V206H247ZM35 208V207H34ZM130 208V209H131ZM132 208V209H133ZM138 208H140V206H138L137 207V210H138ZM141 208H140V210H141ZM144 208H142V209H144ZM178 208V207H177ZM184 208V207H183ZM208 208V207H207ZM222 208V207H221ZM230 208V207H229ZM241 208H243V207H241ZM245 208V207H244ZM244 208H243V211H246V213H248L247 212V210H244ZM249 208V207H248ZM252 208V207H251ZM264 208V207H263ZM32 209V208H31ZM37 209V208H36ZM43 209V208H42ZM60 209V208H59ZM69 209V208H68ZM119 208H117V210H118ZM128 209V208H127ZM130 209H129V211H130ZM131 209V210H132ZM135 209V208H134ZM152 209V208H151ZM153 209L152 210H149V211H153ZM159 209V208H158ZM186 209V208H185ZM189 209V208H188ZM191 209H192V207H191ZM205 209V208H204ZM211 208H209V210H210ZM231 209V208H230ZM247 209V208H246ZM40 209H38L37 211L38 212H40L39 211ZM46 210V209H45ZM44 210V211H45ZM57 210V209H56ZM65 210H66V208H65ZM80 210V209H79ZM83 210V208L80 210V211H82ZM139 210V211H140ZM157 210V209H156ZM155 210V211H156ZM160 210V209H159ZM161 210L160 211H158L160 214L161 213H163L164 212V210H162V212H161ZM181 210H182V208H181ZM215 210V209H214ZM229 210V209H228ZM255 210H256V208H255ZM10 211V210H9ZM12 211V210H11ZM14 211V210H13ZM11 212V213H14V212ZM34 211V210H33ZM36 211V210H35ZM48 211H49V209H48ZM60 211V210H59ZM58 211V212H59ZM110 211H111V209H110ZM109 211V212H110ZM113 211V210H112ZM114 211H116V210H114ZM113 211V213H116V212H114ZM133 211H135V210H133ZM139 211H138V213H139ZM144 211V210H143ZM143 211H142V216L140 217V216H138V217H140L141 219H142V217H145L144 215H143ZM146 211V210H145ZM148 211V210H147ZM148 211V212H149ZM187 212H188V210H186ZM211 211V210H210ZM241 211V210H240ZM259 211V210H258ZM258 211H256V212H258ZM8 212V211H7ZM18 212H19V210H18ZM20 212H21V210H20ZM38 212H35V213H38ZM52 214H55V213H53L52 212V209H51V211H50ZM50 212H48L49 214V216H50ZM61 212V211H60ZM64 212V211H63ZM97 212V211H96ZM157 212V211H156ZM156 212H151V213H156ZM158 212L155 214V215H157L158 214ZM175 212H177L176 210L174 211V213ZM197 212V211H196ZM218 212V211H217ZM222 212H224V211H222ZM16 213V212H15ZM30 213H32V210H31V212ZM73 214H74V212H72ZM77 213V212H76ZM76 213H75V215H76ZM111 213V212H110ZM136 213H137V211H136ZM137 213V214H138ZM145 213V212H144ZM165 213V212H164ZM171 213H169V214H171ZM191 213V212H190ZM227 213V212H226ZM231 213V212H230ZM240 213V212H239ZM250 213V212H249ZM261 213H264V212H261ZM22 214H24L23 212H22ZM56 214H58L57 212H56ZM56 214H55V216H56ZM60 214V213H59ZM146 214V213H145ZM160 214H158V215H160ZM165 214H167V213H165ZM178 214V213H177ZM182 214H183V212H182ZM181 214V215H182ZM187 214V213H186ZM192 214V213H191ZM199 214V213H198ZM208 214V213H207ZM210 214H212V213H210ZM214 214V213H213ZM234 214V213H233ZM237 214V213H236ZM245 214V213H244ZM252 214V213H251ZM3 215V214H2ZM12 215V214H11ZM13 215H15V214H13ZM20 215H21V213H20ZM25 215V214H24ZM34 215V214H33ZM32 215V217L31 218H33L34 216ZM41 215V214H40ZM39 214L37 215V216H40ZM48 215L47 216H45V217H48ZM74 215V216H75ZM111 215H112V213H111ZM139 215V214H138ZM148 215H149V213H148ZM151 215V214H150ZM152 215H154V214H152ZM151 215V216H152ZM174 215V214H173ZM176 215V214H175ZM174 215V216H175ZM184 215H185V212H184ZM188 215V214H187ZM187 215H186V218H187ZM218 215H219V213H218ZM217 215V216H218ZM225 215H227V214H225ZM230 215V214H229ZM235 215V214H234ZM245 215H247V214H245ZM254 215H256V214H254ZM259 215V214H258ZM22 216V215H21ZM21 216H20V218H21ZM31 216V215H30ZM36 216V215H35ZM53 216V215H52ZM147 216V215H146ZM166 216V215H165ZM164 216V217H165ZM200 216V215H199ZM213 216V215H212ZM216 216V215H215ZM220 216V215H219ZM223 216V215H222ZM236 216V215H235ZM239 216V215H238ZM237 216V217H238ZM244 216V215H243ZM248 216V215H247ZM246 216V217H247ZM8 217H10V216H8ZM23 217V216H22ZM51 217V216H50ZM50 217H48V218H50ZM57 217V216H56ZM76 217V216H75ZM75 217H74V219H75ZM78 217V216H77ZM153 217V216H152ZM151 217V218H152ZM155 217V216H154ZM153 217V218H154ZM157 218H158V216H156ZM160 217V216H159ZM162 217H163V215H162ZM169 217V216H168ZM176 217H177V215H176ZM245 217V218H246ZM251 217L252 216H250L249 217V219L251 220ZM254 217V216H253ZM256 217V216H255ZM17 218H18V215H17ZM26 218H29L28 216H26ZM47 218V219H48ZM139 218V219H140ZM145 218H147V217H145ZM156 218V219H157ZM178 218V217H177ZM177 218H175V220L177 219ZM179 218H180V216H179ZM210 218V217H209ZM215 218V217H214ZM227 218H228V215H227ZM242 218V217H241ZM52 219V218H51ZM53 219H54V217H53ZM56 219V218H55ZM73 219V218H72ZM77 219V218H76ZM160 219V218H159ZM158 219V220H159ZM164 219V218H163ZM222 219V218H221ZM248 219V218H247ZM20 220H22V219H20ZM27 221H28V219H26ZM25 220V221H26ZM30 220V219H29ZM32 220V219H31ZM58 220V219H57ZM65 220H66V218H65ZM157 220V221H158ZM161 220H162V218H161ZM166 220H167V218H166ZM169 220V219H168ZM167 220V221H168ZM170 220H171V218H170ZM173 220H174V217H173ZM174 220V221H175ZM237 220V219H236ZM244 220V219H243ZM44 221V220H43ZM42 221V222H43ZM49 221V220H48ZM149 221V220H148ZM154 221V220H153ZM153 221H151V226H152V223H153ZM156 221V220H155ZM164 221V220H163ZM162 221V222H163ZM172 221V220H171ZM178 221H180V219L178 220L177 219V222ZM230 221V220H229ZM232 221V220H231ZM238 222H241V219L240 220H237ZM236 221V222H237ZM246 221V220H245ZM253 222L254 221H256L255 219L254 220H252ZM261 221V220H260ZM41 222V223H42ZM52 222V220L50 221V223ZM53 222H54V220H53ZM53 222H52V224H53ZM160 223L159 222V224H161V226H162V224H164V223ZM177 222L175 221V222H172V223H168L169 225H167V226H171V224H173V226H171V228L172 227H174L175 225V223L177 224ZM181 222H182V220H181ZM181 222H178V223H181ZM216 222V221H215ZM257 222H259V221H257ZM24 223V222H23ZM25 223H28V222H25ZM35 223V222H34ZM38 223V222H37ZM56 223V222H55ZM64 223H65V221H64ZM195 223V222H194ZM203 223V222H202ZM209 223H210V221H209ZM223 223H225L226 224V222H223ZM235 223V222H234ZM243 223V222H242ZM242 223H240L241 225H242ZM246 223H247V221H246ZM251 223V222H250ZM157 224V223H156ZM156 224H153L154 226L156 225ZM197 224H198V222H197ZM208 224V223H207ZM228 225H229V223H227ZM30 225H31V223H30ZM34 225V224H33ZM165 225V224H164ZM186 225H187V223H186ZM199 225H201V224H199ZM206 225V224H205ZM215 225H217V224H215ZM219 226H221L220 224H218ZM246 225V224H245ZM153 226V228H155ZM179 226H181V225H179ZM183 226V225H182ZM181 226V227H182ZM189 226V225H188ZM207 226V225H206ZM208 226H210V225H208ZM213 226V225H212ZM211 226V227H212ZM248 226V225H247ZM259 226V225H258ZM181 227H180V230H181ZM186 227V226H185ZM194 227V226H193ZM201 227V226H200ZM214 227V226H213ZM84 228V227H83ZM175 228V227H174ZM190 228V227H189ZM202 228V227H201ZM207 228V227H206ZM216 228V227H215ZM217 228H219V227H217ZM227 228V227H226ZM244 228V227H243ZM85 229V228H84ZM86 229H87V226H86ZM96 229V228H95ZM99 229V228H98ZM156 229H157V227H156ZM154 230L155 231V233L157 232V230L159 229V226H158V229L157 230ZM173 229V228H172ZM176 229V228H175ZM174 229V230H175ZM183 230H186V229H184V228H182ZM194 229V228H193ZM209 229H210V227H209ZM221 229V228H220ZM233 229H234V225H233ZM245 230H249L248 232H250V229H247L246 227L244 228ZM258 229H259V227H258ZM102 231V229H99V231ZM151 230H152V228H151ZM160 230V229H159ZM174 230H172L171 231V229L170 230H168L169 231V234L170 233H172V232H174ZM177 230V229H176ZM175 230V231H176ZM187 230H188V228H187ZM192 230V229H191ZM195 230H197V229H195ZM229 230H230V228H229ZM235 230V229H234ZM171 231V232H170ZM178 231V230H177ZM182 231V230H181ZM193 231V230H192ZM192 231H190V232H192ZM199 231H200V229H199ZM206 231V230H205ZM211 231V230H210ZM237 231V230H236ZM252 231V230H251ZM259 231H261V230H259ZM91 232H93V229H92V231ZM184 232V231H183ZM183 232L181 233V234H183ZM188 232H189V230H188ZM189 232V233H190ZM195 232V231H194ZM193 232V233H194ZM220 232V231H219ZM223 232V231H222ZM234 233H235V231H233ZM233 232H232V234H233ZM247 232V233H248ZM253 232H255V231H253ZM262 232V231H261ZM260 232V233H261ZM38 233V232H37ZM45 233V232H44ZM64 233V232H63ZM184 233H187V232H184ZM189 233H187V236H186V238L188 237V236H191V235H188ZM205 233V232H204ZM204 233H202L203 235H204ZM206 233H207V231H206ZM227 233H229V232H227L226 231V235H227ZM238 233V232H237ZM242 233V232H241ZM245 233L246 232H244L243 231V238H244V236H245ZM60 234H62V233H60ZM65 234H66V232H65ZM64 234V235H65ZM85 234V233H84ZM87 234V233H86ZM92 234V233H91ZM91 234H87L88 236H90ZM161 233H159V235H160ZM173 234H175V233H173ZM191 234V233H190ZM196 234H198V231H197V233ZM201 234V235H202ZM208 234V233H207ZM209 234H212V232L211 233H209ZM215 234V233H214ZM253 234V233H252ZM262 234V233H261ZM36 234H34V236H35ZM63 235V234H62ZM176 236L177 235H179L178 233H176L175 234ZM195 234H193L191 237H193ZM200 235V234H199ZM200 235V236H201ZM238 235H239V233H238ZM241 235V234H240ZM250 235V234H249ZM259 235V234H258ZM39 236V235H38ZM95 236V235H94ZM157 236H158V234H157ZM162 236V235H161ZM167 236H169V235H167ZM166 236V237H167ZM185 236V234L183 235V238H185L184 237ZM205 236H207V235H205ZM223 235L221 234V236H219L220 238L222 237ZM229 236H231L230 234H229ZM246 236H247V234H246ZM255 236V235H254ZM263 236H264V234H263ZM36 237V236H35ZM57 237V236H56ZM92 237H93V235H92ZM98 237V236H97ZM103 237V236H102ZM101 237V238H102ZM108 237V236H107ZM158 237H160V236H158ZM170 237L171 238H174L175 236L174 235H170ZM180 237L182 238V236L181 235H179V238H178V236H177V238H178V240H179V242H182V240H183V238H182V240L180 241ZM196 237V236H195ZM201 237H203V236H201ZM211 237V236H210ZM227 237V236H226ZM241 237V236H240ZM253 237V236H252ZM261 237H262V235H261ZM86 238V237H85ZM88 238H91V237H88ZM163 237H160V239H161V242H164L165 241V237H164V240L162 239ZM176 237L174 238L175 240V242H177V239ZM189 238V237H188ZM197 238V237H196ZM236 239H237V237H235ZM234 238V239H235ZM251 238V237H250ZM249 238V239H250ZM260 238V237H259ZM99 239H100V237H99ZM198 239H199V236H198ZM203 239V238H202ZM212 239H214L215 240V238H211V240ZM224 239V238H223ZM227 239V238H226ZM225 239V240H226ZM240 239V238H239ZM247 239V238H246ZM89 240V239H88ZM185 240V239H184ZM187 240V239H186ZM191 240H193L194 241V238L193 239H191ZM201 240V239H200ZM218 240V239H217ZM230 240V239H229ZM243 240V239H242ZM39 241H40V239H39ZM92 241V240H91ZM91 241L90 242H88L87 243V245H86V247L89 249H94L95 247L93 246V244H95V243H91ZM101 241V240H100ZM103 241H104V239H103ZM102 241V242H103ZM107 241V240H106ZM160 241V240H159ZM167 241V240H166ZM204 241V240H203ZM232 241V240H231ZM259 241H261L260 239H259ZM94 242H95V239H94ZM105 242V241H104ZM108 242V241H107ZM160 242V243H161ZM179 242L177 243V244H179ZM195 242H197L196 244L198 245L199 243H201V242H199L198 243V240H195ZM195 242H194V244H195ZM205 242V241H204ZM262 242V241H261ZM159 243V244H160ZM165 243V242H164ZM163 243V245H162V247L164 248L165 247V244ZM185 243V242H184ZM206 243V242H205ZM210 243H211V241H210ZM214 243V242H213ZM212 243V244H213ZM216 243V242H215ZM228 243V242H227ZM159 244H157V245H159ZM203 244V243H202ZM167 245H170V243H168L167 242ZM172 245V244H171ZM180 245V244H179ZM200 245V244H199ZM215 245V244H214ZM96 246H97V244H96ZM181 246H184L182 243H181ZM217 246V245H216ZM105 247H106V244H105ZM104 247V248H105ZM170 247H172V246H170ZM169 246L167 247L168 249L170 248ZM174 247V246H173ZM172 247V248H173ZM196 247V246H195ZM161 248V247H160ZM160 248H158L157 247V251H159V252H161L162 253V250H159ZM163 248H161V249H163ZM98 249V248H97ZM101 249V248H100ZM100 249H98L99 251H100ZM102 249H103V247H102ZM167 249V250H168ZM174 249V248H173ZM172 249V250H173ZM186 249V248H185ZM103 250H105V249H103ZM216 250H218V249H216ZM220 250V249H219ZM90 252V251H89ZM92 253H93V251H91ZM90 252V253H91ZM173 252H174V250H173ZM217 252V251H216ZM215 252V253H216ZM91 253V254H92ZM164 253H167V252H164ZM163 253V254H164ZM179 253V252H178ZM100 254H102V253H100ZM162 255V254H161ZM161 255H159V256H161ZM170 255V254H169ZM168 255V256H169ZM102 256V255H101ZM167 255H166V257H168ZM171 256V255H170ZM90 257V256H89ZM163 257H164V259H163ZM163 257H162V260H164V261H166L167 263L169 262V260H168V258L165 260V254L163 255ZM99 258V257H98ZM91 259H93L92 257H91ZM170 259H172V258H170ZM174 259H175V257H174ZM96 260V259H95ZM178 260V259H177ZM89 261H90V259H89ZM93 261V262H92ZM171 261V260H170ZM174 261V260H173ZM91 262L92 263H94V262H96V261H94V260H91ZM90 262V263H91ZM165 262V263H166ZM172 262V261H171ZM170 262V263H171ZM91 263V264H92ZM173 264V263H172ZM176 264V263H175ZM178 264V263H177ZM181 264V263H180Z\"/></svg>", "mask_w": 264, "mask_h": 264}]
</instances>
